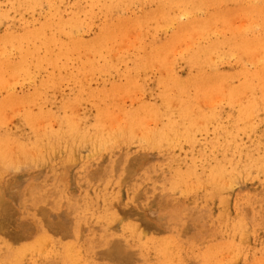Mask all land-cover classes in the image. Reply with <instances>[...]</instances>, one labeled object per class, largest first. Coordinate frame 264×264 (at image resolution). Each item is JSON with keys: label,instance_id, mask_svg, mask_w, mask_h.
<instances>
[{"label": "rangeland", "instance_id": "374dc122", "mask_svg": "<svg viewBox=\"0 0 264 264\" xmlns=\"http://www.w3.org/2000/svg\"><path fill=\"white\" fill-rule=\"evenodd\" d=\"M21 1H23V2H21ZM21 1L20 0L19 1L18 0H15V1L14 0H5V1L2 0V1H0V4L2 3L0 5V17H1L0 18V24H1L0 25V40L3 39L2 42H4V41H6V38L8 39L6 42H4L5 45L0 41V45H1L0 47H3V50L0 51V53L2 52L0 57L1 56H3V57H1L0 60L2 62L5 61V64H4V62L3 63L0 62L1 65L3 64L2 68L1 67L0 68L1 69L5 68L2 71L0 69V71L2 72V73L0 72V74H1L0 75L1 76L0 77V84L1 83L4 84L5 82H7V81H5L7 79L10 80L9 82L13 81V82H11L12 85H10L11 83L7 82L8 86H7V83L4 84L3 87H2V84L0 86V87H2V89L0 88V93H2V94H0V132H1L0 133V139L3 142L2 143L0 141V149L1 150L3 149L1 144H4L3 145L4 147H5V145L6 146L8 145L6 147V150H8V147L11 144L9 147L11 152L8 151L7 153L8 154H9V152L11 154L14 153V154H12L14 164L12 163V157H11L10 163L8 161L9 158L6 159L8 156H10L8 154H7L8 156L4 155V157L2 155L3 158L0 157V159H2L1 161H3L5 164H6V162H8L10 164V166L7 167L3 163L4 164L3 167L4 168L7 167V168H5L6 170L3 168L2 169L0 168V171L2 172V173L0 172V252L2 253V254L0 253V264H173V263L174 264H211V263L215 264L214 261H216V260H217V264H218V262H219V264H227V263L228 264H257V263L258 264H264V172H262L263 171L262 169H264V167H262V166H264V163H263L264 162V159H263L264 158V145L260 144L258 146V144L261 142L264 144V135H263L264 134V118H262V117H264V113H263L264 108L262 107L264 105H261V103L262 104L264 103V100L262 99V97L264 98V96H263L264 91H263V93L261 91V89L262 90L264 89V83H263L264 77L258 76L260 74L264 76V71H263L264 69H262L263 65H264V62H262V61H264V34H263L264 33V16H262V14L264 13V6H263L264 0H259V1L258 0H247V1H245V0H234V1H232V3H230L231 0H229V1L228 0H225V1L219 0V1H217V4H213V6H211V5H212V3H216L215 2L216 0L215 1L212 0L213 2L210 0H204V2L210 1L211 5H209V7H207L208 4L206 2L204 4V2H202L203 0H201V2H199L200 4L199 3H196V4H199V6L201 5L203 10L201 11L198 8L199 7L198 6L197 8L199 9V11L197 9V12H196V10H194L195 8H193L194 5H191V2L185 4L186 6H183L184 4L182 5L181 3L184 0L176 1L179 3V5H178V3H175V0H173L172 2H171V0H169V1L168 0H159V1L153 0V2L151 0L150 1L145 0L146 2L140 0L141 3L138 0L137 1L139 3L135 0H130L131 2L129 0H128L129 1L128 2L126 0L130 5L126 1L124 2L123 0H119V3H118V0H112V2H111V0H109V1L106 0V3L109 2L108 4H106L105 1H103V0L102 1L98 0L99 3L97 2V0H95L96 2H94V0L93 1L90 0L89 2H88V0H82V1H79V0H74V1H72V0H66V1L60 0V2L58 0H55V1L49 0V2H48V0L47 1L46 0H36V1H34V0H32V1L31 0H28V1L27 0H21ZM113 1L114 2L116 1L117 5L119 7H120V5L123 6V7H121L123 10L120 8L121 12H120L119 7L117 8V5L115 6L116 3H114ZM156 1L159 2V4L156 3ZM165 1H166V4H164ZM167 1H168V3H167ZM188 1H190V0H186V2H188ZM195 1L198 2V0H195ZM5 2H7V3H5ZM18 2H19V5L17 4ZM35 2L36 3L40 2V3L38 5H36ZM50 2H52L53 4ZM66 2H67V4H66ZM101 2H102V6H101ZM223 2H224V4H225V2H227L226 5H223V8L225 9V11L227 10L226 11L227 12L226 17L228 15L226 20H225V11L222 8ZM30 3H32L31 6H30ZM42 3H44V4H42ZM57 3H60V4L57 5ZM62 3H63V5H62ZM80 3H82V4H80ZM112 3H114V4L111 5ZM121 3H123L124 5ZM145 3H146V5H144ZM160 3H163V4H160ZM202 3L205 6L202 5ZM6 4L11 5V6L8 7ZM20 4L22 6H25V7H22ZM71 4H73V5H71ZM79 4L82 5L81 6L82 9H81ZM103 4L105 5V7H107V9L103 6ZM139 4L143 5V6H141L143 8L138 7ZM168 4L171 6L169 8L165 7V6H168ZM194 4H195V2H194ZM229 4L231 5L230 6L231 8L229 7ZM34 5H36V6H34ZM125 5H127V6H125ZM151 5L153 8L151 7ZM12 6L14 7L15 11L10 10V7H12ZM50 6L52 8H49V10H48L47 7H50ZM64 6H66L65 7L66 9L64 8ZM74 6L76 9L73 8ZM110 6H112V7L110 8ZM159 6H164V10L168 8L170 13L167 12L168 10L167 11L162 10V12H160L162 8H160ZM172 6H174L173 8L175 11L177 10L175 13H173L174 11H172V9H173ZM181 6L183 8L187 7V8H184L187 11H185ZM2 7L3 8L5 7L7 9H3ZM27 7H29V8H27ZM32 7L35 8V11ZM58 7H60V8H58ZM114 7L116 9H114ZM157 7H159V10L157 9ZM175 7H176V9H175ZM189 7H191V9H189ZM219 7L222 9L220 10ZM26 8L28 9V11ZM38 8H39V10H38ZM79 8H80V10H79ZM95 8H96V11L98 9L100 11L99 10L97 12L94 11ZM103 8H104V10H103ZM127 8H129V9H127ZM170 8H172V9H170ZM211 8L215 12L216 16L217 15L220 16L221 11L223 10L222 11L223 15H221L220 18L223 16L222 21H224V22H220L221 19L218 16H217L218 22H217V20H215L217 17L214 16V13L211 14V12H212ZM42 9L44 12L42 11ZM110 9H113V10L111 11ZM124 9L127 11H125ZM140 9H141V11H140ZM206 9H209V10H207L208 14H207ZM40 10H41L42 14L40 13ZM50 10H51V12H50ZM102 10H103V13H101ZM108 10L111 13L112 12L114 13L113 15L116 16V19L113 18L114 16L110 12L108 13ZM117 10H118V12H117ZM142 10H143V12H142ZM147 10H148V12L149 11L151 12L153 10L154 11L158 10L160 13L157 11L156 16H155V14L151 15V13H152L151 12L150 13L151 22H150L149 19H145V18H149V16H150V15L148 16L149 13L146 12ZM218 10H220V12ZM247 10H249V11L247 12ZM26 11H27V13H26ZM38 11H39V13H38ZM45 11H47V12L45 13ZM123 11H125L126 13L124 12L125 13L124 14ZM137 11L140 13L138 14ZM163 11L165 12L164 14L167 13L168 15L170 14V16L173 14L174 17L173 16L167 17L168 16L167 14H166L167 16L165 17V15L163 14L164 17L161 16L162 19L159 18L160 17L159 14L162 15ZM13 12H14V14H13ZM104 12H106V13H104ZM116 12L118 14L121 13L119 15L120 17L118 16V14H116ZM190 12H192V13H190ZM200 12L201 13L204 12V13L200 14ZM33 13H34V15H33ZM80 13H82V14H80ZM95 13H96V15H95ZM131 13H133V14H131ZM135 13H137V14H135ZM197 13H198V15H197ZM256 13L258 15L261 14V16L258 17V15H255ZM4 14H6V15H4ZM31 14H32V16H31ZM98 14L101 16H98ZM105 14L107 17L105 16ZM141 14L143 15V17L141 16ZM146 14H147V16H145ZM157 14L159 17H157ZM175 14L177 17L175 16ZM183 14H184V16H183ZM192 14H194L192 16L193 18L192 17L188 18ZM7 15H10V16L12 15V17H9ZM47 15H49V16L47 17ZM56 15H58V17ZM136 15L138 18H141V19L137 20L138 18L137 17L135 18ZM208 15L212 16L211 20H213V21L209 20L210 17ZM33 16H35V17H33ZM36 16H38V17H36ZM55 16H56V18H55ZM70 16H71V18H70ZM92 16H93V19H92ZM153 16H155V17H153ZM254 16H256V17L254 18ZM18 17L20 18L19 20H18ZM21 17H23L24 20L27 17V19H29L30 22L27 19H26L27 21L26 20L21 21ZM31 17H32V19H31ZM43 17H44V19L49 18L50 20L48 19V21H50V22H48V23H52L53 25L50 24L51 26H49V24H47L49 26V27H47V25H46L47 21L46 20L44 21V19L42 20ZM51 17H52V20L55 21L54 23L51 22L52 21ZM94 17H96V19ZM128 17H130V18L128 19ZM172 17L174 18V20L172 19L173 22L171 23L170 18H172ZM204 17L205 18L207 17L206 19H208V20H205ZM2 18H3V20H2ZM35 18H36V20H35ZM62 18H64V19H62ZM126 18L128 20H126ZM164 18H167V19H164ZM7 19L10 21H8ZM16 19H17V21H16ZM39 19H41L42 21H40ZM69 19H72V20L70 21ZM87 19H88V21L89 20L90 21L88 22ZM106 19H107V21H106ZM112 19H113V21H112ZM156 19L157 20L159 19L158 21L161 20L160 22H158V24L160 23L159 24L160 26H158V24L155 26V23H156L155 20ZM192 19L194 21L196 20L195 22L193 21V24H195V25H193L191 23ZM201 19H203L204 21ZM229 19H230V21H229ZM242 19H243V21H242ZM60 20H62V21L64 20L63 25H62L63 22ZM74 20H76L77 22ZM80 20L83 21L82 23L85 24V26L83 24H81ZM109 20L112 21L113 23L116 20H117V22H115L114 26H112L113 23L110 22ZM119 20H120V22H119ZM123 20H124V22H123ZM189 20H191V21H189ZM257 20L260 22V24ZM78 21H79L80 25L78 24ZM92 21L95 22L94 25H91V24H93ZM127 21L129 22V24ZM138 21L140 22L138 24L140 25L142 23V26L145 28H143L141 25L138 28V26H139L137 24ZM145 21L146 22L148 21L147 25L150 28L147 27V25L146 26L144 25L146 23ZM185 21H187L186 24H185ZM188 21H189V23H188ZM202 21H203V23H200L201 25L202 24L204 25V23L205 24L210 23V25L208 26V24H206L207 27L205 25H204L205 27H203V25L201 26L199 24V22H202ZM210 21L212 22V24ZM235 21H237V22H235ZM244 21H246L247 23H245ZM248 21L249 22L251 21L250 24L253 23L254 21L255 22L252 25H250L248 23ZM27 22L30 23L31 25L28 24ZM37 22L41 23L42 25L39 23L37 24ZM59 22H61V23L59 24ZM65 22L68 23L67 25H69V26H66ZM70 22H71V24H69ZM84 22H86V23H84ZM104 22H107L108 25H110V23H112V25H110L111 28H110V26H108L110 28L109 29L107 27V24ZM161 22L166 25V26H164V28L162 27V25H164V24H162ZM176 22H177V24H175ZM213 22H214V24H213ZM240 22L242 23L243 27H244V24H245V26H246V24L248 25V27L247 26L245 27L246 31H244L245 28H243L242 26L241 27L243 28V30H242V28L241 29L239 28L240 27L239 25L241 24ZM24 23L27 24V26L24 25ZM73 23H75V24H73ZM100 23L102 25H100ZM103 23L106 25H104ZM117 23H119L120 27H119V25L117 26ZM182 23H184L186 25V27L184 26L186 29L184 28L185 30H183V33H182V29H177V28H180V25H182ZM222 23H223V26L225 24L224 27L226 28V30L224 27H222ZM227 23H229V26L230 27L232 26V27L231 28L229 26L227 27ZM232 23L233 24L235 23L234 26L235 25L236 26L234 27L233 25H231ZM237 23H238V26H237ZM76 24H78L79 28L77 27ZM95 24H96V26H95ZM189 24L193 25V26H190V28H189L188 27ZM198 24H199V27H198ZM9 25H10V27H9ZM59 25H61V26L59 27ZM73 25H75L76 27ZM126 25H128V26L126 27ZM153 25H154L156 31L153 29L154 28ZM183 25L181 28H183ZM211 25L213 27L209 28L210 30L212 29L210 31L208 29V27H210ZM214 25H217V26L214 27ZM249 25L250 26L254 25L253 26L254 28L251 29V27H249ZM256 25H258L259 27ZM35 26L36 27L38 26V29L43 26V30H42V28L40 30L43 31L42 33H44V30H45V33L39 34V31ZM100 26L101 27L103 26L105 30L107 29L106 32H103L102 31L103 27L101 29ZM124 26H125V28H124ZM133 26L136 28H134ZM174 26H176V27H174ZM82 27L84 30L82 29ZM98 27H99V29L97 30L96 28H98ZM112 27H113V29H112ZM122 27H123V29H121ZM128 27H130L129 30H128ZM132 27H133V29H131ZM151 27H153V28H151ZM197 27H198V31L196 32V34H194V35L192 34V37H191L190 36L191 32H193V30L194 31L197 30ZM12 28H13V30H12ZM31 28H33V30L34 29L35 30L34 31L31 30ZM50 28H51V30H49ZM114 28L115 29L120 28L119 30H121V33L119 32L118 29L115 30ZM221 28H223V30H224L223 32H222ZM255 28L257 30H255ZM261 28H263V29H261ZM8 29L11 30L12 32L9 31ZM52 29H53V33L54 32L62 33L65 31V34H64L65 36L67 35V33H68V36L70 35V37L66 36L68 38L67 39L65 36H63V34H61V35L59 33H58V35L52 34V36L56 35V36H60L61 38L63 37L64 40H69V41H67L68 43L67 42L64 43V40H62L63 38L62 39L60 38L57 40V38H59V37L56 38L57 42H56V40H54L56 43L55 46L57 48H60L62 51H64V48L68 47V45H67V47H65L66 45H64V44H70L69 47L71 48V50L73 49L74 45L77 46L76 48L74 47L75 49H73L72 54L68 53L70 51L69 47L67 48V49H69V51L65 49L68 54L65 51L64 52L61 51L60 53H58L59 52L58 50H60V49H57L54 46L53 41L52 42L50 41V39L52 40V38L56 37V36H53V37L50 36V34L52 33L51 32ZM55 29H59V31L55 30ZM60 29H62V30H60ZM80 29H82L83 31ZM88 29H89V31H88ZM164 29H166V30H164ZM169 29H171V31ZM220 29H221V31H220ZM232 29L234 31H232ZM238 29H239V31L241 30V33L238 32ZM15 30L16 31L20 30V31L16 32ZM23 30H25V31L21 33V31H23ZM125 30L126 31L128 30V32H126V35H124V36H126V39L129 40L126 42V45H125L126 39L123 36V34H125L124 33ZM131 30H132V32H131V36H130ZM140 30H142V31L138 32ZM148 30L149 31L151 30L152 33L154 30V35L152 33H150L153 35V36L152 35L150 36V34L148 33ZM159 30H161V31H159ZM179 30H181V31L178 32ZM206 30H209V31H206ZM217 30H219V31H217ZM97 31H99V33L101 32L100 36H102L103 34L106 36L103 35V37H101V38H100V36H98L99 34H97V36H95L96 33H98ZM108 31H110V32H108ZM242 31H244L245 33H243ZM14 32H16V33H14ZM19 32H20V34H18ZM35 32L37 33V35ZM71 32L74 34H69ZM102 32H103V34H102ZM122 32H123V34H122ZM133 32H134V34H137V36L139 35L140 38L139 37L137 38V36H133ZM198 32H199V34H198ZM253 32H255V33H253ZM257 32H258V34H257ZM27 33H28V35H26ZM46 33H48L49 38L51 37L50 39L48 38V36H47V38H44L47 35ZM79 33H80V35H79ZM118 33H119V35L120 34H122V35L119 36ZM168 33L170 36L173 35L172 36L173 38L169 36V39H167ZM222 33L224 34V36ZM237 33H240V34L238 35ZM22 34L24 35V37L26 39L24 37H22ZM146 34H148L147 35L148 39H147V37H142V36H145ZM155 34L158 35L157 38L159 39V41L155 37L156 36ZM163 34L166 35L167 38H164L165 36ZM261 34L263 36H260ZM12 35L14 37H12ZM16 35H18V37H21L22 39L19 38L21 40H18V37L16 38ZM77 35H79L80 37L79 36L77 37ZM88 35H89V38H88ZM110 35H112L113 37L112 36L110 37ZM185 35H186V38L191 37V39H188V38L186 39ZM230 35L231 36L235 35V37H233V41L231 40V38H230V41H228L232 45L234 50L236 48H238L237 45L234 44L235 41H238L239 43L238 42L237 43L239 45L244 40L243 42H245V43L243 44V42H242V44L239 45L240 49H244L243 52L240 51V55H242V53H243L244 57H246L245 53L248 54V51L250 50L249 54L247 55V57L248 56L249 57L248 58L246 57L247 59H245L243 57V55L241 56L243 58H241L240 56H237V55H239V51H237V49L234 51L233 48L230 46V44H228L227 42L224 45L222 44V43H224V40L227 41L226 38H228V36H230ZM81 36H83L84 38H82ZM86 36L88 39L93 37L92 41H90L91 39L86 40V38H85ZM108 36L110 37V40H112L111 42L108 40H107L108 42L105 41L106 40L105 38L109 39ZM159 36L161 39L159 38ZM199 36H201L200 37L201 40H199L200 42L197 41V39H200ZM207 36L209 38H207ZM220 36L222 37V40H223L222 42H221V39H219ZM3 37H5V40ZM39 37H40V39H39ZM42 37L44 38V40L43 39L42 40L45 41V43L43 41H42L43 43L41 41L40 42L37 41V39L41 40ZM96 37H99V38H96ZM130 37H131V41H130ZM141 37L145 38V39H142L143 42H142V40L138 42V40H140ZM150 37H151V39H150ZM196 37H198V38H196ZM9 38L11 39V41L9 40ZM15 38L17 39L18 42L15 41L16 40ZM69 38H71L72 40ZM76 38L79 39L80 41L87 42V44H89L90 46H88V45L86 46L85 42L81 43L79 40L76 42L77 44L78 43L79 44L76 45V43H75ZM115 38H116V40L119 39L120 41L119 40L116 41ZM122 38H124V39H122ZM184 38L188 42H186V40ZM192 38L194 40L196 39L195 41L197 43L194 40L192 42ZM202 38H204V39H202ZM238 38H241L242 41H239ZM246 38H247V40H246ZM13 39H14V41H13ZM100 39L102 40L101 41L102 43L100 42ZM133 39H135L134 42H133ZM208 39H210V40H208ZM217 39L220 41V43L216 42ZM250 39H252V40H250ZM32 40L35 42H33ZM96 40H99V41H96ZM123 40H125V41L123 42ZM31 41H32L33 45L31 43ZM62 41L64 44L62 43ZM70 41H72L73 43H69ZM155 41H157V42H155ZM161 41H164V42H161ZM210 41H212V42H210ZM213 41L219 44V47L216 44L217 47L219 48V50L222 46H224L225 50H226V47L229 46L230 47L229 51H228L229 53L227 51H226L227 53L224 52L225 51L224 48H222V50H224V51H219L217 49V47H215L216 45L214 46V48H212L213 45L215 44ZM7 42H8V44L11 42L12 43L14 42L13 43L14 45L12 46V43H11V47H10L9 45L6 44ZM15 42L20 44L19 45L20 47H18L20 50L17 48V45L15 46V44H17ZM27 42H28V44H27ZM92 42H94V45H97V43H98L99 44V45H97L98 47L97 46L94 47V45L90 44ZM109 42L112 44L110 45ZM116 42H118V43L123 42V43L116 44ZM49 43H50V45H49ZM103 43H105V45ZM134 43H135V45L133 46ZM182 43H185V44H182ZM203 43L205 45L210 43L206 46L208 49H210V51L207 50V48L205 47V45ZM211 43H214V44L212 46H209V45H211ZM247 43H250V44L247 45ZM25 44H27L26 47L24 46ZM35 44H38L39 46H41L40 49L39 48L34 49ZM41 44H44L43 47L45 46V49L42 47ZM45 44H47V45H45ZM71 44H73V45H71ZM100 44H103L102 46H105L104 49H101L103 47L100 46ZM164 44H165V47H164ZM187 44H188L187 47L189 48V50H188V48L186 50ZM201 44L204 45V49L200 48V47H203V45H201ZM227 44H228V46H225ZM245 44H246V46H248V48L251 45L249 50L245 46ZM38 45H36V46L38 47ZM48 45H49V47H51V49L54 48V49H52V51H54L52 54H51L52 51H48V50H51V49H49ZM81 45L84 47H82ZM106 45H107V47H106ZM121 45H123V46H121ZM139 45H141V47L144 49L146 46V49L149 50V53L152 52L153 54H154V52H156V50L160 49L154 55L158 59L154 58L153 55L150 56L151 54H149L146 50L143 52V49H139ZM153 45L154 46L157 45V47L155 48L156 50H152V48L154 47ZM178 45L179 46L182 45V47L185 48L186 53H185V51H183L184 49L181 48V46L179 49ZM190 45H192V46H190ZM197 45H200V46H197ZM220 45H222V46H220ZM78 46L79 47L81 46L80 50H78L79 49ZM99 46H100V48H99ZM129 46H130V48H129ZM137 46H138V48H137ZM161 46H163V48ZM167 46H168V48H167ZM6 47H8V50ZM46 47H48V50L46 49ZM96 47L99 51L96 49ZM113 47H116V49ZM117 47H119L120 49H121V47H123V48L120 50L119 48L117 49ZM148 47H149V49H148ZM150 47H151V49H150ZM176 47H178V48H176ZM193 47H196V49L199 52H200V50L206 49L207 52L206 51H204V52H205V54L207 53V55H205L203 52L205 57H202V56H204L202 54V51L199 53ZM242 47H244V48H242ZM16 48L18 49V51H21V52H18ZM30 48H32V49L30 50ZM93 48L96 49L94 51L95 53L97 51L96 54L94 52H92V50H94ZM174 48L178 49V50L176 51V50H174ZM255 48H256V50H255ZM1 49L2 48H0V50ZM27 49H29L30 51L28 50V52L26 53ZM41 49H42V51H41ZM76 49L78 50L79 54L76 52ZM82 49L85 50V52L88 50H90V51L85 53ZM112 49L114 51V54L117 53V51H120V53H122V54H120V53L115 54L116 58H114V59L117 60L116 62L113 59L114 54H113V51H111ZM134 49L140 50V51L137 52ZM214 49L217 50L220 53V55H222L223 57L218 55L219 53L217 54V52ZM251 49H253L252 53H250ZM4 50L6 51V53L3 52ZM11 50L13 52H11ZM131 50H132V53H130ZM173 50H174V52H171ZM230 50H232V51H230ZM258 50H261V52L258 53L259 52ZM14 51H15V54H14ZM104 51H105V53L106 52H108V53L105 54ZM126 51H128V52H126ZM141 51L143 52V54L140 55V53H142ZM160 51H161V53H160ZM178 51H179V53L181 51V56H184L185 54H186V56H184L183 58L180 56L181 58H179L178 57L179 54L177 55V53H175ZM16 52H17V54H16ZM55 52H56V55L58 57L54 54ZM82 52L84 55H82L83 57L82 56L80 57L79 55H81ZM124 52L126 53L127 56H124L125 55ZM188 52H190V54L194 53L195 56H198V59H199V56H201V59H199L200 61H198V63H197L196 60H198V59H197V57H194V56H193V60L189 61V59H192V58L187 57ZM211 52H212V54H211ZM230 52L232 54H230ZM7 53H10V54H8V55H10L9 57H8ZM33 53L36 55H33ZM61 53L63 54V56H64V53H66L67 57H69V60H66V59H68L67 57H66V59L63 58ZM89 53H91V54H89ZM102 53H104V54H102ZM145 53L149 54L148 57L149 56L150 57L149 58H147V57L143 58L145 55L147 56V54H145ZM159 53H160V55H159ZM169 53H173V54L170 55ZM196 53H199V55H196ZM208 53L211 55H209ZM253 53H256V54H253ZM5 54L7 57L5 56ZM13 54H14V56H13ZM26 54H29L31 56H27V58H26V56H25ZM38 54H43V56L39 55L40 58L45 57V58H42L44 61L41 60V63H39V58L37 56ZM50 54L52 55V57H54V55H55L57 58L56 57L52 58ZM85 54H87V55L85 56ZM97 54L100 55V58H98L99 56ZM168 54L170 55L169 58H168ZM182 54H184V55H182ZM190 54H189V56L193 55V54L192 55H190ZM233 54H235V55H233ZM251 54L254 56L250 60ZM47 55L51 58L48 59ZM74 55H76V57ZM108 55H109V57H108ZM116 55H118V57L120 58V59L118 58L119 60L117 59ZM133 55H134V57H133ZM139 55L143 56L141 58L145 59V61L147 60V62L149 64L153 63L154 66H153V64H150V66L152 65L151 66L152 68H151L149 66V64L147 62H145L144 64H148V65H145V68H144L143 67L144 61H143V59L141 60L139 58L140 57ZM173 55L174 56L177 55V56H175V58H174ZM225 55H228V56H225ZM11 56H13L14 60L11 59L12 58ZM16 56L22 57L21 60H19L20 58H17ZM34 56H35V58L32 59V61L34 60L32 62L31 57H34ZM89 56H91V57L89 58ZM95 56L99 59V60L97 59L98 62H97L96 58H94ZM101 56L102 57L106 56V57H104L105 59L108 58L107 59L108 62H106V60L104 59L105 62L103 64L108 63L110 67L108 65L107 66L103 65L104 66L103 67L102 64H100L104 61V60H101V58H102ZM165 56H167V57H165ZM208 56H210V58L212 56L213 58L210 59ZM171 57H173V58L171 59ZM214 57L217 59L215 60ZM256 57H257V59H256ZM46 58H47V60H46ZM82 58H84V59H82ZM109 58L110 59L112 58L111 60L113 61V64L115 63V67L118 66V68H115V69L113 68L111 72H113V70H114V72H115V70H117L118 74H117V72H115L116 74L115 73L109 74V72H108V74L104 73V71L107 72L112 68V64H111L112 62H111V60H109ZM137 58H139V59H137ZM150 58H151V60H150ZM187 58H189V59L187 60ZM204 58L210 59V60L208 59L210 61V62L208 61V63H212V59H214L213 63L208 64L207 60L203 61ZM254 58H255V60H254ZM55 59L57 61H58V59H60V62L58 61V63L61 64V66L59 64H57V61ZM75 59H76V62L78 64L75 63ZM86 59H88L87 61H89V62L92 60V63L94 62L93 65L90 66L89 62L86 63L87 62V61H85ZM121 59H122V62L126 61L124 63L127 65H125L123 63H120V65H116V64H119ZM128 59H129V61H128ZM152 59H153V61L156 60L157 62H150V61H152ZM163 59L166 60V61L164 60L166 63H168V64L171 63V64H169L170 66L167 64V66H169V67L165 68L164 64H163V66L162 65L158 66L159 63L164 62ZM167 59H169V60H167ZM174 59L176 61H174V64L172 65V62ZM231 59H234V60H231ZM242 59H245L247 62L245 60H242ZM28 60H30V63H32V64L29 63V65H28ZM35 60H36L37 64L35 63ZM95 60H96V62H95ZM138 60H140L141 62L143 61V62L142 63L140 61L138 62ZM159 60H162V61L158 63ZM240 60H242L243 62ZM6 61H7V63H6ZM15 61L20 62V63H16ZM21 61H22V63H21ZM249 61H251L250 65H249ZM256 61H257V63H256ZM190 62H191V64H190ZM201 62H202V64H201L202 67L200 66L199 67L200 69H198L197 66ZM205 62L207 63V65ZM216 62L218 63V65ZM235 62H236V64L234 65ZM240 62H241V64H240ZM81 63H82V65H81ZM156 63H158V65H156L157 67L155 66ZM192 63H197V65L192 64ZM221 63H223V64H221ZM20 64L22 65L21 67H19L20 69L24 65L23 70L22 69L19 70V68L17 67ZM43 64H44V66H43ZM56 64H57V67L55 66ZM64 64L66 66L67 65L68 66L66 67V66H64ZM90 64H91V62H90ZM139 64H142V65L140 66ZM182 64H184V65H182ZM239 64L241 67H244V68H246V67L248 68V66H246L244 64L249 65L248 69L250 71L243 72L245 74H247V72H248L250 75H252L250 67L253 68V73H254V70H256L258 68V70H257L258 73L256 74V77L252 78V76L249 77V75L247 74L246 79L248 81L250 80V82H248L247 80H246L247 81L246 82L244 80V78L242 79L241 77H244V75L241 73H242V71H244L243 70L244 68H241L240 66H238ZM261 64H262V68H260L261 70L259 71V66L261 67ZM4 65H5V67H4ZM13 65H14V69L12 71ZM30 65H31V67H30ZM32 65H33V67H32ZM37 65H39V66H37ZM62 65L64 67H66V69H65L66 71H64V67ZM71 65H75V68H73L74 66L72 67V71L74 73L71 72V68H70ZM88 65H89V67H88ZM124 65L127 66V68L129 70L126 69V67L124 70ZM6 66H8L9 68ZM52 66H55V68L53 69ZM58 66H59V68H58ZM139 66H140V68H139ZM206 66H207V68H208V66H212V67L214 66V67L213 68L210 67L207 69ZM237 66H238V68L242 69V70L240 69L241 70L240 73H239V69L237 68ZM94 67H95V70L97 69V71L94 70L95 72L92 70V69H94ZM100 67H101V71H99V73H100L99 74L98 68L100 69ZM106 67L109 70H106ZM136 67H137V69L139 68V70H136L135 69ZM171 67L172 68L174 67L175 70L172 71ZM180 67H181V69H180ZM194 67H195V69H194ZM6 68H8L7 71H5ZM40 68H44V69H40ZM56 68L58 70L61 69L59 71H61L60 73H62V74H58L59 72ZM69 68H70V70H68ZM90 68L92 71V72H90L91 74L88 72V71H90V70H88ZM168 68L171 69L172 76H171L170 70ZM189 68H191V69H189ZM201 68H203L204 71L202 70V72H204V73H202L200 71ZM236 68H237L238 72H237ZM25 69H29V72L24 71ZM35 69H38V70H35ZM50 69H51V72H49ZM103 69H104V71H103ZM132 69H135V70H133L134 73H132ZM151 69H153L154 72ZM162 69H164L165 71H166V69H168V70L165 72ZM216 69L221 70V71H218ZM248 69H246V70H248ZM9 70H11L12 72H10L8 74ZM31 70H32L33 74L31 72ZM33 70H35V72L38 71V72H36V75H34ZM161 70L163 73V74L161 73V75H163V78L161 81H159L162 77L159 74ZM181 70H183V71H181ZM196 70H197V73L199 72L203 75L199 76V73L197 74ZM20 71H21V73H20ZM41 71H43V72H41ZM79 71H81V72L79 73ZM128 71H129V73H128ZM217 71H218V73H217ZM17 72H19V73H17ZM27 72L29 73V75ZM55 72H57V73H55ZM67 72H69V73H67ZM93 72H94V74H93ZM139 72H140V74H139ZM192 72H195V75ZM5 73L8 75H6ZM25 73H27V74H25ZM44 73H48V74H44ZM66 73L68 74V76L66 75ZM71 73L76 74V75H73L72 79L71 78L69 79V82L70 81L72 83L74 82L73 85L71 82L69 83L67 81L69 76H70L69 74H71ZM83 73H84V75L86 74L87 77L84 78ZM122 73H123V77L130 76V79H131V76H132V80L129 81L130 80V79H128L129 77H126V79L123 78ZM130 73H132V74L128 75ZM164 73H168V74H165L166 75L165 78H164ZM185 73H186L187 78L185 76ZM190 73H191V77H193V79L191 77H188V76H190ZM212 73H215V74L212 75ZM224 73H225V76L222 75ZM41 74H43V75L41 76ZM49 74H51L52 76ZM148 74H150V75H148ZM157 74L159 75V77L161 76L159 78V80L157 79L158 78ZM219 74H221V76L219 78L218 77L216 78V76H219ZM234 74L237 75V78H236L237 80L242 79L241 80L242 83L246 82L245 86L238 85V82H239V84H242V83H240V81L237 82V80L235 79L236 76ZM2 75H4L5 78ZM9 75H11V76H9ZM20 75H21V77L24 78L22 80H26V81H21V83H20L19 81L21 80V77L16 80V78H17L16 76H20ZM25 75H27V76L24 77ZM37 75H38V77H37ZM46 75H48V78L43 79L44 77H47ZM57 75H60V76L63 75L65 77L59 76L58 80H57V78L55 79V77ZM80 75H82L83 78ZM89 75H90L91 79H93V80H91V79H90L91 81L89 80V78H88ZM112 75H113V77H111ZM120 75L122 78L120 77ZM180 75L183 76V79H181L182 76H180ZM193 75L194 76L198 75L199 77H202V80H203V77L204 78L206 77V75L209 77L213 76L212 78L210 77V79H213V80L208 79L207 80L208 83H209V80L211 82L209 84L206 83V85L204 84L205 85V87H204V85H202L203 83H200V82H202L201 78L199 79V77L197 76L198 79L196 80V78ZM226 75H227V77L228 76L229 77L225 79ZM254 75H255V73H254ZM32 76H35L36 78L34 79ZM50 76H51V78H49ZM78 76H79V78L77 80H75L76 77H78ZM101 76H102V78H101ZM103 76H105L107 78H105V77L103 78ZM133 76L135 78L137 77L138 81L137 80L135 81V78ZM143 76H145V77H143ZM147 76H149V77H147ZM167 76H170V77H168V79H166ZM173 76H174V78H173L174 80L179 77L177 80L179 81L180 85L181 84L187 85V88H184L183 85L181 86L183 89L188 90V91L183 90L184 93L185 92L187 93L190 90L191 94L188 93L189 96H187L188 97L187 99H190V100H187V101L185 100V101L189 102V101L193 100L195 102L192 104V102H193L192 101L191 103H188V104L186 103V104H187V107H189L191 105L192 107H189V108H192L193 111H196V112L200 111L201 112V114H200V112H198V115H196L198 117V118L196 117V119H198V120H196L195 117L192 119L189 117V115H185V114L184 115L188 116L189 118H187L183 115L181 117V115H180L181 118L179 119V117H178L179 113L182 114V111H184V112H186V110L188 111V108L184 107V106H186V104L184 102H183L184 106H180L179 105V99L177 97L179 95L180 96L182 95L181 97L180 96L179 97L183 98L185 95V99H186V93L183 94V92H180L182 89L180 88V86H177V83H178L177 80H175V82H174V80L172 79ZM184 76H185V78H184ZM222 76H223V78H222ZM233 76H235V77L232 79ZM71 77H72V75H71ZM259 77H261L263 80L262 81L263 88L261 87V85H259L261 81L260 82L259 81L258 82L253 81V83L256 82V83H254V85H255V87H253L254 89L258 87L257 85H259V87H258L259 89H255V90H258V91H255L256 94L259 93V90L261 92V94L260 93L257 94V96L259 95V97H257L255 95V93L253 92L254 89L252 90L249 87L253 86L251 79L255 80L257 78V80L258 79L260 80L261 78H259ZM10 78H15V79L13 80ZM32 78L34 79L33 80L34 82L32 81ZM53 78L55 79L54 82L52 81ZM60 78L63 80L60 81ZM65 78H67V79H65ZM100 78H101V80H100ZM119 78H121V79H119ZM133 78H134V80H133ZM188 78L193 80V83H192V80H189L192 84L188 81ZM215 78L217 79V81ZM40 79L41 80L43 79V81L41 82ZM46 79H47V81L45 82ZM84 79H87V80H84ZM156 79H157V82H155ZM169 79H172V82ZM179 79H181L182 82H184L183 81L184 79L187 80L188 83L191 84V86H190V84L189 85L187 84V81H185L186 83L185 82L182 83V82H180L181 80H179ZM194 79H195V81H194ZM206 79H207V77H206ZM49 80H50V82H49ZM64 80H66L67 83ZM80 80H82L83 83ZM105 80L107 82H105ZM108 80L109 81L111 80L112 85H110L111 83L109 84ZM115 80H117V81H115ZM122 80H123V82H121ZM125 80H127V81H125ZM148 80H149V82H148ZM150 80H151V82H150ZM166 80L169 82H166ZM223 80L225 81L224 86L222 85V83L224 82ZM226 80L227 81L230 80V81H228L230 83H227L228 85H226L227 87L230 85L228 88L225 86V84L227 82ZM16 81H17V83L14 84ZM59 81L62 84H60ZM76 81L77 82L79 81L82 84H85L87 86L85 87V85H82V87L83 86L84 87L82 89H80V87H78V86H81V85H79L80 83L78 84ZM84 81H85V83H84ZM133 81H135V82H133ZM158 81L161 83H159ZM233 81H235V83H233ZM38 82L42 84L41 87H39ZM55 82H58L59 84L57 85V83H55ZM127 82H129V83H127ZM138 82L139 83L141 82L140 84H142V85L144 84L143 85L144 89L141 88L140 84H139L140 87L138 86ZM165 82L169 86L164 85L162 87L161 84L163 85V84H165ZM173 82H174V84H173ZM195 82H196L195 85L198 84L197 82H199V84H201L200 87H197L198 88L197 92L192 91V87H195V85H193ZM25 83H26V85H24ZM33 83H35V87H34ZM36 83H38V84H36ZM54 83L56 86L55 89L59 85H61L63 88L61 86H59L60 88L58 87L56 89L57 91L54 90V88H53ZM116 83H118V84L116 85ZM121 83H122V86H118V85H121ZM123 83H125V84H123ZM145 83H147V86ZM150 83H151V85H150ZM171 83H172L171 87L174 85L176 88L179 87L178 88L180 90L179 95L176 93V91L172 92L173 90H175V87H173V89H172L170 87ZM204 83H205V81H204ZM220 83H221V85H220ZM251 83H252V85H251ZM70 84H71V86H70ZM9 85H10V87H13V88H10ZM27 85H30V86L32 85V86L30 87ZM94 85H96V87ZM100 85L102 86V87H100L101 89L99 88ZM26 86L29 88H27ZM74 86H76V88ZM129 86H130V88H129ZM157 86H159L160 88ZM202 86H203V88H202ZM222 86L224 88L225 87L227 88V91L226 90L225 91L226 92L229 91V95H227L226 92L224 93V91L219 92L223 89ZM234 86H236L237 88L239 87L238 90L241 88L240 92ZM4 87L6 89H4ZM20 87L22 89H20ZM33 87L37 88V89H35L36 92L34 91ZM103 87H104V90H102ZM106 87H108V89H106ZM231 87H234V89ZM38 88H40V89H38ZM41 88H44V89H41ZM70 88H72V89H70ZM86 88H88V89H86ZM91 88H95V89H93V90H95L94 92H96L98 90L97 93L100 90V93H98L99 95L96 93H94V95L91 94L89 92V91H93ZM112 88H113V90H112ZM119 88L121 89V91L119 90ZM133 88L136 89L135 90L136 92L134 91ZM149 88H150V90H149ZM153 88L155 89V91ZM158 88L160 90H158ZM16 89H17V91H16ZM83 89H85V90H83ZM228 89H232V92H230V90H228ZM249 89H251V91L254 95L249 94ZM41 90L44 92L46 91L48 94L45 92V94L43 95L44 92H42ZM49 90H50V92H49ZM69 90H72V91L70 92ZM82 90H83V93H82ZM151 90L153 92H151ZM163 90L170 92V94H171L170 99L168 96L169 93L167 94ZM194 90H195V88H194ZM213 90L216 91L217 93L219 92L221 94L215 95L216 93ZM3 91H5V92L8 91V92L4 93ZM21 91L22 92L24 91V92L21 93ZM54 91L58 92V93H55ZM63 91L65 93H63ZM87 91H88V94H90V95L87 94ZM160 91L162 93L164 92V94L166 93L167 95H165V96H167V98L162 93H159ZM17 92L20 93L21 95H19ZM68 92H69V95H68ZM72 92H74V93H72ZM78 92H80L79 95H78ZM85 92H86V95H85ZM118 92H120V93H118ZM142 92L145 95H143V94L140 95ZM206 92L208 93V95L206 94ZM213 92H214V94L210 95ZM241 92L245 96L249 95V96H247V98L250 97L253 99V97L256 96L254 98V100L246 99L247 100L246 102L250 103V104H247L243 100V98L245 99V96L242 95L243 98L241 101L244 102L243 108L244 109L246 108V110H244L242 108V106H239V107H241L240 112L242 110H243V112L245 111L244 118H243V116L240 117L239 109L237 108L238 105H236V104L240 103V100L237 102V100H238L237 97L240 99L239 96L241 95ZM245 92L247 94H245ZM7 93H9V95H7ZM101 93H102V95H101ZM124 93L127 95H124ZM129 93H130V95H129ZM132 93H134L135 95ZM150 93H151V95H150ZM193 93L195 95L197 94L196 95L197 98L195 97V95ZM23 94H25V95H23ZM65 94H67V95H65ZM71 94H73V95H71ZM103 94H105V95H103ZM159 94H162V95H159ZM172 94H174V97L176 96V98L173 97L174 98V104L176 103L175 106H173V104H172L173 103L172 102L173 98H171L173 96ZM205 94H206V96H205ZM1 95L2 96L4 95V98ZM5 95H7V98ZM201 95L202 96L204 95L206 100L204 98H203L204 99L203 100ZM214 95H215V98H214ZM222 95H223L225 101L227 100L226 97L231 98V96H233L235 98H232V100L236 99V102L234 101L233 103H231L232 101H226V103H225L226 105H225L224 102H222V100H223ZM8 96L11 98L9 99ZM161 96H164L168 100H166L165 98H162ZM190 96L192 98H190ZM251 96H253V97H251ZM207 97L208 98L212 97V99L210 98V100H208ZM5 98H6V100H5ZM217 98H219L220 100ZM257 98L259 99L258 101L255 100ZM2 99L4 102L2 101ZM42 99H43V101H41ZM163 99H165V100H163ZM162 100L167 102L168 104L167 103L166 104L169 105V107L172 104L170 109L165 108L166 104H165V102H162ZM198 100H199V102H198ZM201 100H203V101H201ZM213 100H215V101L217 100L216 103L219 100L217 105H216V103H214ZM228 100H230V99H228ZM249 100L252 101V103ZM182 101H180L181 105H182ZM200 101H201V103H200ZM58 102H60V103H58ZM11 103L13 105V106L11 105L13 108L12 110L16 111L15 109H18L17 114H16V112L12 113V110L10 108ZM25 103H27L28 106ZM37 103H39L38 105H40L41 103H46V104H43V106L41 107L42 109H41L40 106L37 105ZM208 103H209V105H208ZM229 103H231V104H229ZM234 103H236V104H234ZM242 103L239 105H242ZM253 103H256V104H254L256 107V111L253 109L254 105L249 107V105H251ZM212 104L215 106V108H214V106H212ZM176 105H178V106L176 107ZM259 105H261V106H259ZM129 106H130V109H129ZM233 106H234V108H233ZM38 107L40 109H38ZM131 107H132V109H131ZM162 107L164 109H162ZM182 107L184 108V110H182L183 109ZM260 107H261V109H260ZM22 108L24 111L21 110ZM28 108H30V109H28ZM31 108H32V110H31ZM150 108H151V111H150ZM159 108L161 109V111H159V114H157V112H158L157 110H160ZM177 108H179V109L181 108L180 109L181 111ZM195 108L197 110H195ZM213 108L216 109L215 112H214ZM19 109H20V115H18ZM48 109L50 110L49 112H48ZM98 109H100V110H98ZM230 109H232V111ZM250 109L251 110L253 109V111L250 112L251 115L249 116L248 113H249ZM35 110H37V111L35 112ZM162 110H163V113H162ZM170 110H172V111H170ZM176 110H177V112H176ZM217 110H218V112H217ZM258 110L260 111L259 113H258ZM40 111L42 113H44L46 111L47 113H44L42 115ZM68 111H69V113H68ZM126 111L128 112V114ZM173 111H174V115H173ZM178 111H179V113H178ZM236 111H238V112H236ZM50 112H52V113H50ZM151 112L153 115H154V113H156L155 117L150 114ZM188 112H187V114H191L190 110ZM212 112H214V113H212ZM243 112H241V115H243ZM253 112L254 113L257 112L258 115H257V113L254 114ZM9 113H10V115H9ZM25 113L27 115H25ZM31 113L32 114L34 113L33 117H35V115H37L36 116L37 117L36 122H35L36 124L33 123V120H35V119L32 117ZM175 113H178V114L176 115ZM216 113L218 115H216ZM222 113L224 116H226L225 118H224V116H222ZM237 113H239V114H237ZM6 114H8V115L6 116ZM47 114H49L50 117L53 116L51 120H50L49 116H47ZM193 114L194 113H192L191 115H193ZM225 114H227V115H225ZM13 115L15 117H13ZM44 115H46L47 118ZM125 115H127V116H125ZM156 115H157V117L159 115H161L159 118L160 120H162L160 122L161 124L159 123V121H157L158 118L156 117ZM209 115L215 116V117L218 116L220 118L218 121H217L218 118H216V120L214 119L215 121H217V123H215V121L212 120V118H214V117L209 118L208 117ZM237 115L241 119H238ZM21 116L24 118L22 119ZM82 116H84V117H82ZM201 116L202 117L204 116V118L200 119ZM6 117H7V119L10 118L9 119L10 122L7 121ZM124 117H125V119H123ZM161 117H165L167 119L169 118L171 120V122H173V123H171L169 119H168V121H169L168 122L167 119L166 120H165V118L161 119ZM170 117H172V118H170ZM232 117H234V118H232ZM248 117H250V122H252V125H254V126H252V125L250 126V123L249 124L247 123L248 119H249ZM259 117H261L262 119H260ZM183 118H185L184 120H186V121H183ZM221 118H223V119L221 120ZM253 118L255 119L254 121H256L257 118L259 119V120H257L256 124H254L255 123L254 121H251V120H253ZM42 119H44V120H42ZM53 119H54V122H53ZM176 119L178 120L179 126L178 125L177 126L179 128L177 126L174 128L172 127L173 124L175 122H177ZM204 119L206 120V122H204L205 124L202 123V121ZM226 119L228 122L226 121ZM234 119H236L235 122H234ZM3 120L7 121V125H3ZM39 120H41V121H39ZM48 120H49V122L50 121L51 122L49 123ZM104 120L106 122V123L104 122L106 127L102 123ZM136 120L138 121V123H141L142 125L141 124H140L141 126L136 125V123H137L136 122L135 125H133V126H136V128L135 127L133 128L135 130H133V129L131 130V128H128V127L132 126V125L131 126L129 125V122L131 124L132 123L131 121L135 122ZM173 120H176V121H173ZM262 120H263V123H262ZM30 121H31V123L29 124ZM109 121H111V122H109ZM146 121L148 123H146ZM166 121L168 123H166ZM180 121H182V122H180ZM187 121H188V123H187ZM191 121H192V123H191ZM196 121H198V123L200 121V123L203 125V127H206V128H202V126L199 124L198 125L200 127V129H199V127L195 123ZM232 121L234 122V124H232L233 123ZM46 122L49 124H46ZM70 122H71V124H70ZM183 122H185V124ZM244 122H245V125H244ZM37 123L39 125H37ZM41 123L43 124L42 126H41ZM78 123L80 125H78ZM116 123H117V125H118V123H119V125L121 123V125L120 126L119 125L114 126ZM124 123H125V125H123ZM242 123H243V125H242L243 127L240 126ZM4 124H6V122ZM31 124L36 126V130L38 129L40 131L38 132V130H37L38 133L34 132L33 129L35 128V126L32 129L33 125L31 127ZM155 124H157L160 127V128L158 127L159 130H158V128L154 127ZM167 124L172 125L171 128L173 129L174 133H173V131L168 133L169 132L168 129H171V128H170V125L168 126ZM176 124L177 123H175L174 126ZM187 124H189V125H195L196 124L195 126H197V127H196V129H194L195 126L194 127L188 126L189 127L188 128L186 126ZM219 124L221 126H219ZM247 124L249 125L248 127H252V130L250 128H247L248 130H245L246 128H244V127H247ZM122 125L124 126L125 129L123 128ZM204 125H208V128H207V126H204ZM258 125H260V126H258ZM1 126H3V127H1ZM43 126H45V127H43ZM138 126H139V128H138ZM152 126L155 128L154 131L152 130L153 132H151V130H149L150 127H151V129H153ZM184 126L187 127V129H185L187 132L189 130L190 133H193L192 131L196 130V131H194L193 136H196L200 141L198 139H197L198 141L193 140L192 139L193 137H191V140H190L189 136H186V134H184V133L182 134L181 130L184 129ZM214 126H216V127H214ZM224 126L227 127L224 129L226 131L221 130L224 128ZM231 126H234L235 129ZM101 127H103V128H101ZM42 128L44 129L45 133H43L44 131L42 130ZM175 128H176V130L177 129H179V130L175 131ZM229 128H230V130H229ZM238 128H240V129L238 130ZM101 129H102L103 133H102ZM105 129L108 131H106ZM127 129L128 130L130 129L129 132L127 131ZM145 129L147 130L149 135H150V133L151 134L153 133V135H152L153 137H151V135L150 136L148 135L147 137L145 136V138H144L143 137L144 134L147 133L145 131ZM156 129L158 130L157 132H160V133L162 132L160 134L161 137L166 132L168 133V135L170 134V137L173 140H171V143H170L171 138L169 139L167 137L168 135L166 136L169 139L168 140L169 141L168 146H167V143H165L166 141L164 143L161 141L162 144H160V145H159V143H157L156 140L158 139L159 135L156 134L157 133ZM191 129H193V130L191 131ZM217 129H218V132L216 131ZM249 129L251 130L250 133H249ZM98 130H99V132H98ZM197 130H198V133H196ZM227 130H229V131H227ZM232 130H234V131L238 130V132L236 131V134H235V132H233ZM241 130H242V132H241ZM243 130H245V131H243ZM5 131H9L10 133L9 132L5 133ZM120 131H121V133H123V135L120 134ZM125 131L127 132L126 134H125ZM134 131H136V132L132 133V134L130 133V132H134ZM163 131L164 132L166 131V132L163 133ZM178 131H179V133H178ZM221 131L224 132V134ZM247 131H248L250 136L248 135ZM255 131H257V132L255 133ZM183 132H185V131H183ZM187 132H185V133H187ZM199 132H201V133H199ZM226 132H228V133H226ZM232 132H233V134L230 135ZM171 133H173V134L171 135ZM204 133H205V136H204ZM5 134L7 136H5ZM140 134L143 135L142 136L143 138L141 137ZM189 134H187V135H189ZM225 134H226V136H228V138L230 137L229 139L225 138L226 143L224 142V140L221 139V137L224 139L223 136H225ZM36 135H39V136L37 137ZM132 135H134V137ZM177 135H178V137H177ZM181 135H182V137L184 135L186 137L182 138ZM191 135L192 134H190V136ZM215 136H217V137L215 138ZM236 136H238L240 138H238ZM253 136H254V138H252ZM3 137H5V138H3ZM57 137H59V138H57ZM130 137H132V138H130ZM148 137L150 138V140ZM163 137L164 138H160V137L159 138L164 141L166 139V137L165 136H163ZM235 137L237 140H239V139L240 140L236 141L233 139V141L231 142L232 138H235ZM185 138L186 139L188 138L189 141H186ZM255 138H257L258 141H261V142L257 143V139L255 140ZM259 138H260V140H259ZM40 139H41V142H39ZM82 139H83V141H82ZM10 140H11V142H14V144L11 143ZM17 140H18V142H17ZM20 140H23V143ZM145 140H146V142H145ZM175 140L176 141L178 140V145L176 144L177 142L175 144H173ZM192 140L194 141V144L192 143ZM108 141L111 142L112 146L110 145V142H108ZM185 141H186V143H185ZM208 141H210V142L208 143ZM211 141L213 143H211ZM221 141H222V143H221ZM229 141H230V143H229ZM7 142H8V144H7ZM42 142H44V144ZM78 142L79 143L81 142V143L79 144ZM106 142H108L107 145L105 144ZM113 142H115V144ZM180 142L182 144H180ZM196 142L199 144H196ZM238 142L240 145L235 147L234 145H238ZM250 142H252V143H250ZM39 143L40 144L42 143V144L39 145ZM223 143L225 144V146ZM247 143H249L250 145ZM256 143H257V145H256ZM15 144H16V146L18 145L20 147V149L18 146L16 147ZM22 144H25V145L23 146ZM190 144H192V145H190ZM175 145H177V146H175ZM29 146L31 147V150L33 152L31 150H29V148H30ZM32 146H33V149H32ZM36 146H38V147H36ZM206 146H208V147H206ZM245 146L249 147V148L246 149ZM250 146H251V148H250ZM40 147H41V149H40ZM52 147H54L53 150L51 149ZM172 147H173V149H172ZM260 147L263 150H261ZM16 148H17V150H16L17 152L14 151ZM168 148H170V149H168ZM213 148H215L217 150L219 149L218 152H217V150H215ZM220 148H222L221 149L222 151L220 150ZM18 149L21 151H19ZM25 149H26V151H25ZM211 149H213V150H211ZM223 149H224V151H223ZM240 149H243V150L240 151ZM245 149L249 150V151H245ZM40 150H41V152H40ZM89 150L91 153L89 152ZM226 150H227V152H226ZM43 151H44V154H43ZM211 151L219 153V154L216 153V155L218 157L215 156V153L211 152ZM1 152H3V151H0V154H3ZM15 152H16V154H18L17 156L15 155ZM240 152H242V153H240ZM253 153H255V154H253ZM4 154H6V153H4ZM211 154H212V156H215V157L211 158V156H210ZM241 154H242V156H241ZM244 154L246 156L245 159H244ZM16 157L18 158L17 160L15 159ZM43 157H45V158L43 159ZM23 158L27 159V161ZM30 158H31V160L33 159L32 160L33 163H31ZM35 158L38 160H36ZM175 158H176V160H175ZM260 158H262L263 160L259 161ZM4 159H6V160H4ZM255 159H257V160H255ZM213 160H214V162L216 161V163H214ZM240 160H242V161H240ZM254 160L256 162L259 161V163L252 165V162ZM175 161H177V162H175ZM206 161H207V163H206ZM225 161H227L228 163ZM237 162H238V164H237ZM8 163H7V165H9ZM219 163L221 164V166ZM3 164L0 163L1 166ZM202 164H204V165H202ZM16 165L17 166L20 165L19 168ZM208 165H209V167H208ZM233 165H235V166H233ZM11 166H13V167H11ZM214 166H215V168L218 167L219 173L221 172V175L224 176L223 178H221L222 176H218V178L220 177L219 182H218V178L216 177L217 176L216 173H218V171H217L218 169L215 170ZM226 166H227L228 170L226 169ZM229 166L232 167V169H233V167L234 168L237 167V168L233 169V171H232V169ZM255 166H257V168ZM210 167H213V168L211 169ZM259 167H261L260 168L261 170H259ZM10 169H12V170L9 171ZM193 169H195V170H193ZM222 169H224V170H222ZM190 170H192V172ZM196 170H198V171H196ZM209 170L211 172H209ZM229 170L232 173L234 172L233 173L234 176L231 175L232 173L229 172ZM236 171H238L239 173H237ZM189 172H191V173H189ZM195 172H197L198 174ZM223 172H225V173L222 174ZM226 173H229V174H226ZM225 175H226V178H225ZM230 175H231V177L232 176L233 177L231 178ZM176 177H177V179H176ZM180 177L183 179H181ZM215 177L217 179L213 180V178H215ZM178 179H180V180H178ZM196 180H197V182H196ZM175 182H177L179 184L177 185V183H175ZM182 182L184 183V185ZM186 187L187 188L189 187V188L187 189ZM186 189L188 191L184 192ZM7 212H8V214H7ZM111 219H112V222L110 221ZM146 225H148V226L146 227ZM132 230H133V232H132ZM45 239H47V241ZM43 242H44V244H43ZM38 245H39V247H38ZM211 246H213L212 247L213 249L211 248ZM27 248H29V249H27ZM214 249H215V251H213V252H214V254H216L215 257L213 256L214 254L211 253L212 251H209V250H214ZM20 253H22V254H20ZM209 256L213 260L212 259L210 260ZM167 261H168V263H167Z\"/></svg>", "mask_w": 264, "mask_h": 264}, {"label": "bare ground", "instance_id": "6f19581e", "mask_svg": "<svg viewBox=\"0 0 264 264\" xmlns=\"http://www.w3.org/2000/svg\"><path fill=\"white\" fill-rule=\"evenodd\" d=\"M0 1H2V0H0ZM4 1H5V0H4ZM14 1H15V0H14ZM18 1H19V0H18ZM20 1H21V0H20ZM27 1H28V0H27ZM31 1H32V0H31ZM31 1H30V2H31ZM34 1H36V0H34ZM46 1H47V0H46ZM54 1H55V0H54ZM58 1L60 2V0H58ZM65 1H66V0H65ZM72 1H74V0H72ZM72 1H71V2H72ZM79 1H82V0H79ZM89 1H90V0H88V2H89ZM92 1H93V0H92ZM99 1H100V0H99ZM101 1H102V0H101ZM103 1H105V3H106V0H103ZM108 1H109V0H108ZM123 1L125 2L126 0H123ZM127 1H128V0H127ZM127 1H126V2H127ZM129 1H130V0H129ZM129 1H128V2H129ZM135 1H137V0H135ZM138 1H140V0H138ZM138 1H137V2H138ZM142 1L146 2L145 0H142ZM149 1H150V0H149ZM151 1L153 2V0H151ZM157 1H159V0H157ZM157 1H156V3L159 4V2H157ZM168 1H169V0H168ZM168 1H167V3H168ZM172 1H173V0H171V2H172ZM176 1H178V0H175V3H178V2H176ZM210 1H212V0H210ZM210 1H209V2H206V1H205V2L208 4L207 7H209V5H211V4H210ZM214 1H215V0H214ZM217 1H219V0H216V1H215L216 3H212L211 6H213V4H217ZM220 1H221V0H220ZM222 1H225V0H222ZM228 1H229V0H228ZM232 1H234V0H231L230 3H232ZM245 1H247V0H245ZM245 1H244V2H245ZM258 1H259V0H258ZM7 2H8V1H7ZM7 2H5V3H7ZM21 2H23V1H21ZM42 2H43V1H42ZM48 2H49V0H48ZM61 2H62V1H61ZM69 2H70V1H69ZM69 2H68V3H69ZM94 2H96V1L94 0ZM97 2H98V0H97ZM111 2H112V0H111ZM111 2H110V3H111ZM113 2H114V1H113ZM124 2H123V3H124ZM128 2H127V3H128ZM130 2H131V1H130ZM185 2H186V0H184L182 3H181V2H180V3H181L182 5L184 4L183 6H186L185 4L191 2V5H194V7H193V6H192V7L195 8L194 10H196V12H197V9H198V8H199L201 11L203 10L202 6H201V5H200L201 7L199 6V4H200L199 2H201V0H200V1L198 0V2H196L195 0H192V1L190 0V1L186 2V3H185ZM192 2H193V3H192ZM194 2H195V4H194ZM202 2H204V0H203ZM205 2H204V4H205ZM212 2H213V1H212ZM242 2H243V1H242ZM248 2H249V1H248ZM252 2H253V1H252ZM13 3H14V2H13ZM35 3H36V2H35ZM39 3H40V2H37L36 5H38ZM46 3H47V2H46ZM46 3H45V4H46ZM50 3H52V2H50ZM54 3H55V2H54ZM74 3H75V2H74ZM82 3H83V2H82ZM82 3H80V4H82ZM98 3H99V2H98ZM105 3H104V4H105ZM108 3H109V2H107L106 4H108ZM114 3H116V1H115ZM114 3H112L111 5H113ZM118 3H119V0H118ZM123 3H121V4H123ZM138 3H139V2H138ZM140 3H141V1H140ZM196 3H199V4H196ZM228 3H229V2H228ZM235 3H236V2H235ZM246 3H247V2H246ZM246 3H245V4H246ZM263 3H264V2H263ZM1 4H2V3H1ZM1 4H0V5H1ZM17 4L19 5V2H18ZM17 4H16V5H17ZM31 4H32V3H30V6H31ZM42 4H44V3H42ZM48 4H49V3H48ZM52 4H53V3H52ZM58 4H60V3H57V5H58ZM66 4H67V2H66ZM77 4H78V3H77ZM80 4H79V5H80ZM104 4H103V6L105 7ZM125 4H126V3H125ZM128 4H129V3H128ZM134 4H135V3H134ZM150 4H151V3H150ZM160 4H163V3H160ZM164 4H166V1H165ZM171 4H172V3H171ZM173 4H174V3H173ZM204 4L202 3V5H204ZM226 4H227V2H225V4H224V2H223V4H222V8H223V5H226ZM6 5H7V4H6ZM16 5H15V6H16ZM20 5H21V4H20ZM36 5H34V6H36ZM62 5H63V3H62ZM62 5H61V6H62ZM71 5H73V4H71ZM99 5H100V4H99ZM116 5H117V3L115 4V6H116ZM123 5H124V4H123ZM129 5H130V4H129ZM144 5H146V3H145ZM178 5H179V3H178ZM189 5H190V4H189ZM195 5H196V6H195ZM246 5H247V4H246ZM3 6H4V5H3ZM7 6L9 7V6H11V5H7ZM21 6H22V5H21ZM21 6H20V7H21ZM27 6H28V5H27ZM51 6H52V5H51ZM51 6H50V7H47L48 10H49V8H52ZM54 6H55V5H54ZM68 6H69V5H68ZM75 6H76V5H75ZM75 6H74L73 8H75ZM81 6H82V5H80V7H81ZM101 6H102V2H101ZM107 6H108V5H107ZM125 6H127V5H125ZM141 6H143V5H140V4H139L138 7H141ZM170 6H171V5L168 4V6H165V7H168V8H169ZM198 6H199V7H198ZM204 6H205V5H204ZM215 6H216V5H215ZM219 6H220V5H219ZM230 6H231V5L229 4V7H230ZM263 6H264V5H263ZM17 7H18V6H17ZM22 7H25V6H22ZM37 7H38V6H37ZM41 7H42V6H41ZM62 7H63V6H62ZM65 7H66V6H64V8H65ZM76 7H77V6H76ZM96 7H97V6H96ZM111 7H112V6H110V8H111ZM118 7H119V6L117 5V8H118ZM121 7H123V6L120 5L119 9H120ZM136 7H137V6H136ZM151 7H152V5H151ZM159 7L162 8L161 11H160V12H162V10H164V6H159ZM159 7H157L158 10H159ZM173 7H174V6H172V8H173ZM177 7H178V6H177ZM181 7H182V6H181ZM181 7H180V8H181ZM197 7H198V8H197ZM225 7H226V6H225ZM2 8H3V7H2ZM12 8H13V9H12ZM18 8H19V7H18ZM27 8H29V7H27ZM27 8H26V9H27ZM32 8H33L34 11H35V8H34V7H32ZM43 8H44V7H43ZM58 8H60V7H58ZM71 8H72V7H71ZM93 8H94V7H93ZM97 8H98V7H97ZM99 8H100V7H99ZM105 8L107 9V7H105ZM141 8H143V7H141ZM152 8H153V7H152ZM168 8L165 9V10H166V11L168 10L167 12L170 13ZM172 8H170V9H172ZM182 8H183V7H182ZM184 8H187V7H184ZM184 8H183V9H184ZM193 8H192V9H193ZM201 8H202V9H201ZM213 8H214V7H213ZM216 8H217V7H216ZM216 8H215V9H216ZM222 8L219 7L220 10H221ZM230 8H231V7H230ZM3 9H7V8L4 7ZM3 9H2V10H3ZM44 9H45V8H44ZM65 9H66V8H65ZM75 9H76V8H75ZM81 9H82V7H81ZM100 9H101V8H100ZM114 9H116V8L114 7ZM121 9H122V8H121ZM121 9H120V12H121ZM127 9H129V8H127ZM133 9H134V8H133ZM175 9H176V7H175ZM189 9H191V7H189ZM189 9H188V10H189ZM199 9H198V11H199ZM215 9H214V10H215ZM226 9H227V8H226ZM10 10H14V11H15V9H14L13 6L10 7ZM38 10H39V8H38ZM55 10H56V9H55ZM57 10H58V9H57ZM63 10H64V9H63ZM79 10H80V8H79ZM98 10H99V9H98ZM98 10H97V11H98ZM103 10H104V8H103ZM103 10H102L101 13H103ZM110 10L112 11L113 9H110ZM122 10H123V9H122ZM124 10H125V9H124ZM138 10H139V9H138ZM151 10H152V9H151ZM158 10H157V11H158ZM165 10H164V11H165ZM181 10H182V9H181ZM181 10H180V11H181ZM184 10H185V9H184ZM184 10H183V11H184ZM207 10H209V9H206V11H207ZM211 10H212V8H211ZM220 10H218V11L220 12ZM223 10L225 11L224 8H223ZM223 10H222V11H223ZM259 10H260V9H259ZM261 10H262V9H261ZM3 11H4V10H3ZM27 11H28V9H27ZM27 11H26V13H27ZM29 11H30V10H29ZM32 11H33V10H32ZM34 11H33V12H34ZM42 11H43V9H42ZM52 11H53V10H52ZM94 11H96V8H95ZM97 11H96V12H97ZM99 11H100V10H99ZM125 11H127V10H125ZM125 11H123V13H124ZM128 11H129V10H128ZM130 11H131V10H130ZM140 11H141V9H140ZM153 11H154V10H153ZM153 11H151L153 14H152L150 11L148 12V10H147L146 12L149 13L148 16L150 15V13H151V15H154V14H155V16H156V12H157V11H154V12H153ZM164 11H163L162 15L159 14L160 17H159L158 14H157V17H159V18L162 19V17H164V16H163V14L165 13ZM172 11H174L173 13H175L177 10L175 11L174 8H173ZM185 11H187V10H185ZM189 11H190V10H189ZM215 11H216V10H215ZM218 11H217V12H218ZM222 11H221V15H223V14H222ZM226 11H227V10H226ZM226 11H225V20H226V18L228 17V15H227V17H226V13H227ZM233 11H234V10H233ZM248 11H249V10H247V12H248ZM4 12H5V11H4ZM8 12H9V11H8ZM8 12H7V13H8ZM11 12H12V11H11ZM18 12H19V11H18ZM23 12H24V11H23ZM23 12H22V13H23ZM43 12H44V11H43ZM46 12H47V11H45V13H46ZM50 12H51V10H50ZM57 12H58V11H57ZM62 12H63V11H62ZM109 12H110V11L108 10V13H109ZM117 12H118V10H117ZM117 12H116V14H118ZM137 12H138V11H137ZM142 12H143V10H142ZM158 12H159V11H158ZM160 12H159V13H160ZM193 12H194V11H193ZM196 12H195V13H196ZM219 12H218V13H219ZM228 12H229V11H228ZM237 12H238V11H237ZM5 13H6V12H5ZM19 13H20V12H19ZM22 13H21V14H22ZM38 13H39V11H38ZM40 13H41V10H40ZM104 13H106V12H104ZM110 13H111V12H110ZM125 13H126V12H125ZM125 13H124V14H125ZM139 13H140V12H138V14H139ZM171 13H172V12H171ZM190 13H192V12H190ZM195 13H194V14H195ZM202 13H204V12H202ZM202 13L200 12V14H202ZM212 13H214V16H216V15H215V12H214L213 10H212L211 14H212ZM245 13H246V12H245ZM252 13H253V12H252ZM13 14H14V12H13ZM41 14H42V13H41ZM47 14H48V13H47ZM52 14H53V13H52ZM57 14H58V13H57ZM61 14H62V13H61ZM65 14H66V13H65ZM80 14H82V13H80ZM80 14H79V15H80ZM86 14H87V13H86ZM111 14L113 15L114 13L112 12ZM111 14H110V15H111ZM120 14H121V13H120ZM120 14H118V16H119ZM129 14H130V13H129ZM131 14H133V13H131ZM135 14H137V13H135ZM166 14H167V13H166ZM166 14H164L165 17L168 15V14H167V15H166ZM176 14H177V13H176ZM176 14H175V16H176ZM185 14H186V13H185ZM194 14H192V15L189 16L188 18L192 17ZM207 14H208V11H207ZM207 14H206V15H207ZM246 14H247V13H246ZM248 14H249V13H248ZM263 14H264V13H263ZM263 14H262V16H264ZM4 15H6V14H4ZM19 15H20V14H19ZM22 15H23V14H22ZM33 15H34V13H33ZM53 15H54V14H53ZM58 15H59V14H58ZM58 15H56V16L58 17ZM87 15H88V14H87ZM95 15H96V13H95ZM110 15H109V16H110ZM151 15L149 16V18H145V19H149V20H150ZM197 15H198V13H197ZM221 15H220V16H221ZM231 15H232V14H231ZM250 15H251V14H250ZM255 15H258V14L256 13ZM7 16L12 17V15H11V16H10V15H7ZM31 16H32V14H31ZM38 16H39V15H38ZM38 16H36V17H38ZM43 16H44V15H43ZM48 16H49V15H47V17H48ZM51 16H52V15H51ZM56 16H55V18H56ZM59 16H60V15H59ZM98 16H101V15L98 14ZM102 16H103V15H102ZM105 16H106V14H105ZM109 16H108V17H109ZM113 16H114V15H113ZM118 16H117V17H118ZM131 16H132V15H131ZM141 16L143 17L142 14H141ZM145 16H147V14H146ZM145 16H144V17H145ZM155 16H153V17H155ZM161 16H162V17H161ZM169 16H170V14H169L167 17H169ZM171 16H173V14H172ZM171 16H170V17H171ZM183 16H184V14H183ZM201 16H202V15H201ZM208 16L210 17L209 20H211V19H212V18H211L212 16H210V15H208ZM217 16L220 18L219 15H217ZM217 16H216V17H217ZM259 16H261V14H259L258 17H259ZM33 17H35V16H33ZM39 17H40V16H39ZM45 17H46V16H45ZM86 17H87V16H86ZM96 17H97V16H96ZM96 17H94V18L96 19ZM106 17H107V16H106ZM110 17H111V16H110ZM119 17H120V16H119ZM124 17H125V16H124ZM136 17H137V15L135 16V18H136ZM139 17H140V16H139ZM173 17H174V16H173ZM173 17L170 18L171 23L173 22L172 19L174 20ZM176 17H177V16H176ZM195 17H196V16H195ZM202 17H203V16H202ZM216 17H215V18H216ZM218 17L215 19V20H217V22H218ZM222 17H223V16H222ZM222 17L220 18V19H221L220 22H224V21H222V20H223ZM230 17H231V16H230ZM230 17H229V18H230ZM236 17H237V16H236ZM252 17H253V16H252ZM255 17H256V16H254V18H255ZM0 18H1V17H0ZM7 18H8V17H7ZM13 18H14V17H13ZM60 18H61V17H60ZM70 18H71V16H70ZM113 18L116 19V16H114ZM129 18H130V17H128V19H129ZM132 18H133V17H132ZM137 18H138V17H137ZM192 18H193V17H192ZM196 18H197V17H196ZM196 18H195V19H196ZM204 18H205V17H204ZM206 18H207V17H206ZM206 18H205V20H208V19H206ZM10 19H11V18H10ZM19 19H20V18L18 17V20H19ZM26 19H27V17L25 18V20H26ZM31 19H32V17H31ZM43 19H44V17L42 18V20H43ZM48 19H49V18H48ZM48 19H44V21H45V20L47 21V23L45 22L46 25H47V24H49V26L53 25L52 23H48V22H50V21H48ZM62 19H64V18H62ZM92 19H93V16H92ZM110 19H111V18H110ZM128 19L126 18V20H128ZM133 19H134V18H133ZM140 19H141V18H138L137 20H140ZM152 19H153V18H152ZM164 19H167V18H164ZM176 19H177V18H176ZM182 19H183V18H182ZM244 19H245V18H244ZM258 19H259V18H258ZM2 20H3V18H2ZM4 20H5V19H4ZM7 20H8V19H7ZM22 20H24L23 17H21V21H22ZM25 20H24V21H25ZM27 20H29V19H27ZM27 20H26V21H27ZM35 20H36V18H35ZM39 20L42 21L41 19H39ZM49 20H50V19H49ZM51 20H52V17H51ZM55 20H56V19H55ZM58 20H59V19H58ZM69 20L71 21L72 19H69ZM124 20H125V19H124ZM124 20H123V22H124ZM158 20H159V19H158ZM158 20H157V19L155 20V22H156V23H155V26L158 24V22L161 21V20H160V21H158ZM196 20H197V19H196ZM196 20H195V21H196ZM201 20H203V19H201ZM236 20H237V19H236ZM253 20H254V19H253ZM253 20H252V21H253ZM259 20H260V19H259ZM5 21H6V20H5ZM8 21H10V20H8ZM16 21H17V19H16ZM24 21H23V22H24ZM37 21H38V20H37ZM40 21H39V22H40ZM60 21H62V20H60ZM67 21H68V20H67ZM74 21H76V20H74ZM80 21H81V20H80ZM87 21H88V19H87ZM89 21H90V20H89ZM89 21H88V22H89ZM95 21H96V20H95ZM98 21H99V20H98ZM98 21H97V22H98ZM106 21H107V19H106ZM109 21H110V20H109ZM112 21H113V19H112ZM112 21H110V22H112ZM114 21H115V20H114ZM142 21H143V20H142ZM142 21H141V22H142ZM166 21H167V20H166ZM181 21H182V20H181ZM189 21H191V20H189ZM189 21H188V23H189ZM193 21H194V20L192 19V22H191L192 24H193ZM195 21H194V22H195ZM203 21H204V20H203ZM203 21H202V22H199V24H200V23H203ZM211 21H213V20H211ZM211 21H210V22H211ZM229 21H230V19H229ZM239 21H240V20H239ZM242 21H243V19H242ZM242 21H241V22H242ZM246 21H247V20H246ZM246 21H244V22L247 23ZM257 21H258V20H257ZM260 21H261V20H260ZM18 22H19V21H18ZM29 22H30V20H29ZM33 22H34V21H33ZM39 22H37V24H38ZM51 22L54 23L55 21L52 20ZM62 22H63V23H62V25H63V24H64V20H63ZM76 22H77V21H76ZM76 22H75V23H76ZM82 22H83V21H81V24H83ZM92 22H93V21H92ZM102 22H103V21H102ZM102 22H101V23H102ZM115 22H117V20H116ZM115 22H114V23H115ZM119 22H120V20H119ZM127 22H128V21H127ZM127 22H126V23H127ZM131 22H132V21H131ZM145 22H146V21H145ZM150 22H151V20H150ZM164 22H165V21H164ZM167 22H168V21H167ZM179 22H180V21H179ZM183 22H184V21H183ZM186 22H187V21H185V24H186ZM205 22H206V21H205ZM207 22H208V21H207ZM235 22H237V21H235ZM241 22H240V23H241ZM250 22H251V21H250ZM250 22L248 21L249 24H250ZM254 22H255V21H254ZM254 22H253V23H254ZM258 22H259V21H258ZM27 23H28V22H27ZM60 23H61V22H59V24H60ZM65 23H66V22H65ZM75 23H73V24H75ZM84 23H86V22H84ZM94 23H95V22H93V24H91V25H94ZM101 23H100V25H102ZM104 23L107 24V22H104ZM104 23H103V24H104ZM112 23H113V22H112ZM112 23H110V25H112ZM114 23H113L112 26H114ZM135 23H136V22H135ZM135 23H134V24H135ZM138 23H140V22L138 21L137 24H138ZM161 23H162V22H161ZM165 23H166V22H165ZM197 23H198V22H197ZM215 23H216V22H215ZM253 23H251L250 25H252ZM9 24H10V23H9ZM28 24H30V23H28ZM37 24H36V25H37ZM39 24H41V23H39ZM43 24H44V23H43ZM50 24H51V25H50ZM67 24H68V23H66V26H69V25H67ZM69 24H71V22H70ZM78 24H79V21H78ZM78 24H76L77 27H78ZM106 24H104V25H106ZM124 24H125V23H124ZM128 24H129V22H128ZM147 24H148V21H147L144 25L146 26ZM159 24H160V23H159ZM159 24H158V26H160ZM162 24H164V23H162ZM168 24H169V23H168ZM175 24H177V22H176ZM183 24H184V23H182V25H183ZM185 24L183 25V28H181L182 25H180V28H177V29H182V33H183V30L186 29V28H185V27H186ZM199 24H198V27H199ZM206 24H208V26L210 25V23H206ZM206 24L204 23V25L207 27ZM211 24H212V22H211ZM213 24H214V22H213ZM234 24H235V23H234ZM234 24L232 23L231 25L234 26ZM259 24H260V22H259ZM262 24H263V23H262ZM0 25H1V24H0ZM16 25H17V24H16ZM24 25L27 26V24H25V23H24ZM30 25H31V24H30ZM33 25H34V24H33ZM41 25H42V24H41ZM79 25H80V24H79ZM83 25L85 26V24H83ZM88 25H89V24H88ZM88 25H87V26H88ZM110 25L107 24V27L110 26ZM115 25H116V24H115ZM118 25H119V23H117V26H118ZM122 25H123V24H122ZM138 25H139V24H138ZM138 25H137V26H138ZM140 25L142 26V23H141ZM140 25L138 26V28L140 27ZM151 25H152V24H151ZM173 25H174V24H173ZM187 25H188V24H187ZM193 25H195V24H193ZM193 25H190V24H189L188 27L190 28V26H193ZM200 25H201V24H200ZM202 25H203V24H202ZM202 25H201V26H202ZM204 25H203V27H205ZM250 25H249V27H251V29H253V28H254V27H253L254 25H253V26H250ZM38 26H39V25H38ZM38 26H37V27L35 26V27L38 29ZM49 26L47 25V27H49ZM57 26H58V25H57ZM60 26H61V25H59V27H60ZM73 26H75V25H73ZM73 26H72V27H73ZM95 26H96V24H95ZM127 26H128V25H126V27H127ZM164 26H166V25H165V24L162 25L163 28H164ZM184 26H185V27H184ZM216 26H217V25H214V27H216ZM224 26H225V24H224ZM224 26H223V23H222V27H224ZM228 26H229V23H227V27H228ZM235 26H236V25H235ZM235 26H234V27H235ZM237 26H238V23H237ZM239 26H240L239 28L241 29V28L243 27V26H242V23H241ZM241 26H242V27H241ZM246 26L248 27L247 24H246ZM246 26H245V24H244V27H243V28H245ZM256 26H258V25H256ZM7 27H8V26H7ZM9 27H10V25H9ZM16 27H17V26H16ZM30 27H31V26H30ZM35 27H34V28H35ZM54 27H55V26H54ZM59 27H58V28H59ZM75 27H76V26H75ZM75 27H74V28H75ZM102 27H103V26H102ZM102 27L100 26L101 29H102ZM105 27H106V26H105ZM107 27H106V28H107ZM119 27H120V25H119ZM133 27H134V26H133ZM133 27H132L131 29H133ZM142 27H143V26H142ZM147 27H149V26L147 25ZM147 27H146V28H147ZM153 27H154V25H153ZM153 27H151V28H153ZM169 27H170V26H169ZM172 27H173V26H172ZM174 27H176V26H174ZM198 27H197V30H195V31L193 30V32H191V35H190L191 37H192V34H193V35L196 34V32L198 31ZM212 27H213V26L211 25L210 27H208V29H209V28H212ZM229 27H230V26H229ZM231 27H232V26H231ZM231 27H230V28H231ZM258 27H259V26H258ZM262 27H263V26H262ZM41 28H42V30H43V26L40 27V28L38 29L39 34L43 32V31L40 30ZM68 28H69V27H68ZM68 28H67V29H68ZM78 28H79V27H78ZM88 28H89V27H88ZM94 28H95V27H94ZM108 28H109V27H108ZM110 28H111V26H110ZM110 28H109V29H110ZM115 28H116V27H115ZM115 28H114V29H115ZM124 28H125V26H124ZM134 28H136V27H134ZM143 28H145V27H143ZM149 28H150V27H149ZM149 28H148V29H149ZM163 28H162V29H163ZM184 28H185V29H184ZM191 28H192V27H191ZM201 28H202V27H201ZM218 28H219V27H218ZM224 28H225V27H224ZM243 28H242V30H243ZM10 29H11V28H10ZM82 29H83V27H82ZM82 29H80V30H82ZM89 29H90V28H89ZM89 29H88V31H89ZM96 29L98 30L99 27L96 28ZM103 29H104V27H103ZM103 29H102V31H103V32H106L107 29H106V30H105V29L103 30ZM112 29H113V27H112ZM117 29L119 30L120 28H117ZM117 29H115V30H117ZM121 29H123V27H122ZM129 29H130V27H128V30H129ZM153 29L156 31L155 27H154ZM173 29H174V28H173ZM204 29H205V28H204ZM214 29H215V28H214ZM221 29H222V32H223V31H224L223 28H221ZM221 29H220V31H221ZM227 29H228V28H227ZM233 29H234V28H233ZM233 29H232V31L235 30V29H234V30H233ZM261 29H263V28H261ZM8 30H9V29H8ZM12 30H13V28H12ZM25 30H26V29H25ZM25 30L21 31V33L24 32ZM31 30H33V28H31ZM34 30H35V29H34ZM34 30H33V31H34ZM49 30H51V28H50ZM55 30H58V31H59V29H55ZM60 30H62V29H60ZM63 30H64V29H63ZM77 30H78V29H77ZM83 30H84V29H83ZM83 30H82V31H83ZM128 30H127V31L125 30V32H124L125 34H123V32H122L123 36L126 35V32H128ZM135 30H136V29H135ZM142 30H143V29H142ZM142 30H140V31H138V32H141ZM146 30H147V29H146ZM154 30H153V33H152L151 30H150L151 32L148 30V33H149V34L152 33V34L154 35ZM164 30H166V29H164ZM169 30L171 31V29H169ZM189 30H190V29H189ZM200 30H201V29H200ZM200 30H199V31H200ZM209 30H210V29H209ZM209 30H206V31H209ZM211 30H212V29H211ZM211 30H210V31H211ZM225 30H226V28H225ZM255 30H257V29L255 28ZM258 30H259V29H258ZM9 31H11V30H9ZM15 31H16V30H15ZM17 31H20V30H17ZM17 31H16V32H17ZM26 31H27V30H26ZM36 31H37V30H36ZM38 31H37V32H38ZM66 31H67V30H66ZM68 31H69V30H68ZM123 31H124V30H123ZM159 31H161V30H159ZM180 31H181V30H179L178 32H180ZM215 31H216V30H215ZM215 31H214V32H215ZM217 31H219V30H217ZM244 31H246V28H245ZM244 31H242V32L245 33ZM259 31H260V30H259ZM259 31H258V32H259ZM4 32H5V31H4ZM11 32H12V31H11ZM16 32H14V33H16ZM27 32H28V31H27ZM31 32H32V31H31ZM51 32H52V33L50 34L51 37L56 36V35H53V36H52V34H57V35H58V33H59V32H58V33H56V32L53 33V29H52ZM77 32H78V31H77ZM79 32H80V31H79ZM90 32H91V31H90ZM95 32H96V31H95ZM97 32H98V33H96L95 36H97V34H99L98 36H100V33H101V32H100V33H99V31H97ZM103 32H102V34H103ZM108 32H110V31H108ZM112 32H113V31H112ZM115 32H116V31H115ZM115 32H114V33H115ZM119 32L121 33V30H119ZM131 32H132V30L130 31V36H131ZM134 32H135V31H134ZM134 32H133V36H137V34H134ZM136 32H137V31H136ZM157 32H158V31H157ZM163 32H164V31H163ZM163 32H162V33H163ZM194 32H195V33H194ZM214 32H213V33H214ZM228 32H229V31H228ZM235 32H236V31H235ZM238 32L241 33V30L239 31V29H238ZM251 32H252V31H251ZM258 32H257V34H258ZM2 33H3V32H2ZM5 33H6V32H5ZM8 33H9V32H8ZM25 33H26V32H25ZM25 33H24V34H25ZM28 33H29V32H28ZM28 33H27L26 35H28ZM35 33H36V32H35ZM44 33H45V30H44ZM44 33H42V34H44ZM49 33H50V32H49ZM159 33H160V32H159ZM165 33H166V32H165ZM165 33H164V34H165ZM200 33H201V32H200ZM203 33H204V32H203ZM206 33H207V32H206ZM220 33H221V32H220ZM220 33H219V34H220ZM240 33H237V34L239 35ZM253 33H255V32H253ZM9 34H10V33H9ZM18 34H20V32H19ZM46 34H47V35H46L44 38H47V36H48V38H49L48 33H46ZM59 34H60V35L63 34V36H65V35H64V34H65V31L62 32V33H59ZM69 34H74V33L71 32V33H69ZM86 34H87V33H86ZM89 34H90V33H89ZM102 34H101V35H102ZM105 34H106V33H105ZM122 34H120V35H122ZM152 34H150V36H151ZM164 34H163V35H164ZM171 34H172V33H171ZM198 34H199V32H198ZM222 34H223V33H222ZM225 34H226V33H225ZM232 34H233V33H232ZM232 34H231V35H232ZM246 34H247V33H246ZM263 34H264V33H263ZM26 35H25V36H26ZM32 35H33V34H32ZM32 35H31V36H32ZM36 35H37V33H36ZM79 35H80V33H79ZM79 35H77V37H78ZM93 35H94V34H93ZM93 35H92V36H93ZM103 35H104V34H103ZM103 35L100 36V38L103 37ZM107 35H108V34H107ZM112 35H113V34H112ZM112 35H110V37H111ZM116 35H117V34H116ZM118 35H119V33H118ZM120 35H119V36H120ZM147 35H148V34H146L145 36H142V37H147V39H148V36H147ZM153 35H152V36H153ZM155 35H156V34H155ZM159 35H160V34H159ZM175 35H176V34H175ZM182 35H183V34H182ZM201 35H202V34H201ZM212 35H213V34H212ZM231 35L228 36V38H226L227 41L224 40V43H222L223 45H224L226 42H227L228 44H230V43L228 42V41H230V38H231V40L233 41V37H235V35H233V36H231ZM247 35H248V34H247ZM253 35H254V34H253ZM255 35H256V34H255ZM1 36H2V35H1ZM6 36H7V35H6ZM29 36H30V35H29ZM29 36H28V37H29ZM42 36H43V35H42ZM66 36H68V33H67ZM66 36H65V37H66ZM104 36H106V35H104ZM160 36H161V35H160ZM160 36H159V38H160ZM164 36H165V37H164ZM164 36H163L164 38H167V37H168L167 39H169V36H170V35H169V33H168V36H167V37H166V35H164ZM172 36H173V35H171L170 37H172ZM176 36H177V35H176ZM196 36H197V35H196ZM210 36H211V35H210ZM216 36H217V35H216ZM223 36H224V34H223ZM250 36H251V35H250ZM256 36H257V35H256ZM260 36H263V35L261 34ZM260 36H259V37H260ZM12 37H14V36L12 35ZM17 37H18V35H16V38H17ZM22 37H24L23 34H22ZM51 37H50V38H51ZM57 37H59V38H57ZM68 37H70V35H69ZM72 37H73V36H72ZM72 37H71V38H72ZM75 37H76V36H75ZM79 37H80V36H79ZM81 37L84 38L83 36H81ZM108 37H109V36H108ZM110 37H109V39L105 38V39H106L105 41L108 40V41L111 42L112 40H110ZM112 37H113V36H112ZM117 37H118V36H117ZM124 37H125V39H126V36H124ZM128 37H129V36H128ZM128 37H127V38H128ZM138 37H139V35L137 36V38H138ZM142 37H141L140 40L137 39L138 42L141 41L142 39H145V38H142ZM155 37L157 38L158 35H156ZM191 37H190V38L187 37V38H188V39H191ZM193 37H194V36H193ZM200 37H201V36H199V38H200ZM204 37H205V36H204ZM248 37H249V36H248ZM248 37H247V38H248ZM3 38H4V40H5V37H3ZM16 38H15V39H16ZM19 38H21V37H18V40H21V39H22V38H21V39H19ZM24 38H25V37H24ZM44 38L42 37L41 40H39V39H40V37H39V39H37V41H39V42L41 41V42H42V41L44 40ZM50 38H49V39H50ZM56 38H57V40H58V39H60L61 37H60V36H56L55 38H52V40L50 39L51 42L53 41L54 46H55V44H56L55 41H54V40H56ZM62 38H63V37H62ZM62 38H61V39H62ZM66 38H67V37H66ZM71 38H69V39H71ZM82 38H81V39H82ZM85 38H86V40H87V39L89 38V35H88V38H87V36H86ZM92 38H93V37H92ZM92 38H90L91 40H90V39H88V40L92 41ZM96 38H99V37H96ZM119 38H120V37H119ZM139 38H140V37H139ZM153 38H154V37H153ZM172 38H173V37H172ZM172 38H171V39H172ZM185 38H186V35H185ZM185 38H184V39H185ZM187 38H186V39H187ZM196 38H198V37H196ZM207 38H209V37L207 36ZM207 38H206V39H207ZM212 38H213V37H212ZM247 38H246V40H247ZM249 38H250V37H249ZM25 39H26V38H25ZM42 39H43V40H42ZM67 39H68V38H67ZM94 39H95V38H94ZM122 39H124V38H122ZM122 39H121V40H122ZM135 39H136V38H135ZM135 39H133V42H134ZM150 39H151V37H150ZM154 39H155V38H154ZM157 39H158V38H157ZM160 39H161V38H160ZM162 39H163V38H162ZM171 39H170V40H171ZM182 39H183V38H182ZM182 39H181V40H182ZM186 39H185V40H186ZM202 39H204V38H202ZM214 39H215V38H214ZM219 39H221V42L223 41L221 36H220ZM234 39H235V38H234ZM2 40H3V39H1L0 41L2 42ZM7 40H8V39L6 38V41H7ZM9 40L11 41L10 38H9ZM34 40H35V39H34ZM57 40H56V42H57ZM62 40H64V38H63ZM71 40H72V39H71ZM78 40H79V39L76 38L75 43H76ZM84 40H85V39H84ZM113 40H114V39H113ZM115 40H116V38H115ZM117 40H119V39H117ZM117 40H116V41H117ZM193 40H194V39L192 38V42H193ZM195 40H196V39H195ZM195 40H194V41H195ZM199 40H201V38H200V39H197L198 42H200ZM208 40H210V39H208ZM235 40H236V39H235ZM238 40H239V41H242L241 38H238ZM250 40H252V39H250ZM6 41H4V42H6ZM13 41H14V39H13ZM15 41H17V39H16ZM32 41H33V40H32ZM32 41H31V43H32ZM35 41H36V40H35ZM35 41H33V42H35ZM47 41H48V40H47ZM67 41H69V40H64V43L67 42ZM79 41H80V40H79ZM96 41H99V40H96ZM101 41H102V40L100 39V42H101ZM108 41H107V42H108ZM119 41H120V40H119ZM119 41H118V42H119ZM124 41H125V40H123V42H124ZM127 41H129V40L126 39V41H125V45H126V42H127ZM130 41H131V37H130ZM144 41H145V40H144ZM147 41H148V40H147ZM158 41H159V39H158ZM164 41H165V40H164ZM164 41H161V42H164ZM206 41H207V40H206ZM206 41H205V42H206ZM214 41H215V40H214ZM214 41H213V42H214ZM243 41H244V40H243ZM243 41H242V42H243ZM4 42H2V43L4 44ZM17 42H18V41H17ZM17 42H15V43H17ZM39 42H38V43H39ZM43 42L45 43V41H43ZM43 42H42V43H43ZM51 42H50V43H51ZM58 42H59V41H58ZM60 42H61V41H60ZM80 42L83 43V42H85V41H80ZM88 42H89V41H88ZM110 42H109V43H110ZM118 42H116V44H121V43H123V42H120V43H118ZM142 42H143V40H142ZM142 42H141V43H142ZM153 42H154V41H153ZM155 42H157V41H155ZM161 42H160V43H161ZM168 42H169V41H168ZM184 42H185V41H184ZM186 42H188V41L186 40ZM186 42H185V43H186ZM190 42H191V41H190ZM195 42H196V41H195ZM195 42H194V43H195ZM210 42H212V41H210ZM216 42H219V43H220V41H219L218 39H217ZM216 42H214L215 44H214V43H211V45H209V46H212V45L214 44L213 47H212V48H214V46L217 44L218 47H219V44L216 43ZM237 42H238V41H235L234 44L237 45V47L240 49V46H239V45L242 44V42H241L239 45H238L239 42H238V43H237ZM251 42H252V41H251ZM256 42H257V41H256ZM11 43H12V42H11ZM11 43L8 44V42H7L6 44L9 45V46L11 47ZM13 43H14V42H13ZM13 43H12V46L14 45ZM23 43H24V42H23ZM29 43H30V42H29ZM31 43H30V44H31ZM50 43H49V45H50ZM62 43H63V41H62ZM64 43H63V44H64ZM67 43H68V42H67ZM69 43H73V42L70 41ZM81 43H80V44H81ZM85 43H86V44H85ZM85 43H84V44H85L86 46H87V45L90 46L89 44H87V42H85ZM96 43H97V42H96ZM101 43H102V42H101ZM130 43H131V42H130ZM136 43H137V42H136ZM141 43H140V44H141ZM144 43H145V42H144ZM179 43H180V42H179ZM185 43H182V44H185ZM196 43H197V42H196ZM201 43H202V42H201ZM206 43H207V42H206ZM232 43H233V42H232ZM244 43H245V42H243V44H244ZM27 44H28V42H27ZM27 44H25L24 46L26 47ZM39 44H40V43H39ZM51 44H52V43H51ZM57 44H58V43H57ZM78 44H79V43H78ZM78 44L76 43V45H78ZM90 44L94 45V42H92V43H90ZM103 44L105 45V43H103ZM103 44H100V46H102ZM111 44H112V43H110V45H111ZM113 44H114V43H113ZM152 44H153V43H152ZM162 44H163V43H162ZM203 44H204V43H203ZM203 44H201V45H203ZM208 44H210V43H208ZM208 44H207V45H208ZM228 44L225 45V46H228ZM249 44H250V43H247V45H249ZM4 45H5V44H4ZM16 45H17V48L20 47V46H19V45H20L19 43L15 44V46H16ZM22 45H23V44H22ZM22 45H21V46H22ZM32 45H33V43H32ZM36 45H38V44H35V45H34V49H35V48H39V49H40L41 46L38 45V47H37ZM41 45H42V47H43L44 44H41ZM45 45H47V44H45ZM49 45H48V47H49ZM64 45H66L65 47H67V45H68V47L70 46V44H64ZM71 45H73V44H71ZM82 45H83V44H82ZM82 45H81V46H82ZM97 45H99V44L97 43ZM97 45H94V47L97 46ZM110 45H109V46H110ZM114 45H115V44H114ZM125 45H124V46H125ZM134 45H135V43L133 44V46H134ZM144 45H145V44H144ZM147 45H148V44H147ZM159 45H160V44H159ZM159 45H158V46H159ZM176 45H177V44H176ZM195 45H196V44H195ZM195 45H194V46H195ZM204 45H205V44H204ZM204 45H203V47H200V48H201V49H204ZM207 45H205V47H206ZM217 45H216L215 47H217ZM0 46H1V45H0ZM2 46H3V45H2ZM35 46H36V47H35ZM51 46H52V45H51ZM58 46H59V45H58ZM81 46H80V47H81ZM100 46H99V48H100ZM121 46H123V45H121ZM130 46H131V45H130ZM130 46H129V48H130ZM133 46H132V47H133ZM153 46H154V45H153ZM178 46H179V45H178ZM180 46H181V48H183L182 45H180ZM180 46H179V49H180ZM187 46H188V44L186 45V50H187V48H188ZM190 46H192V45H190ZM197 46H200V45H197ZM220 46H222V45H220ZM230 46L232 47L231 44H230ZM242 46H243V45H242ZM245 46H246V44H245ZM259 46H260V45H259ZM10 47H9V48H10ZM48 47H46L47 50H48ZM52 47H53V46H52ZM55 47H56V46H55ZM59 47H60V46H59ZM68 47H67V48H68ZM74 47L76 48L77 46L74 45ZM74 47H73V49H75ZM80 47L78 46V48H79L78 50L81 49ZM82 47H84V46H82ZM97 47H98V46H97ZM97 47H96V49H97ZM102 47H103V48H101V49H104L105 46H102ZM106 47H107V45H106ZM126 47H127V46H126ZM132 47H131V48H132ZM140 47H141V45H139V49H143V52L146 50V51L149 53V50L146 49V46H145V49L142 48V47L140 48ZM143 47H144V46H143ZM156 47H157V45L154 46V47H153L154 49L152 48V50H156V49H155ZM161 47L163 48V46H161ZM164 47H165V44H164ZM170 47H171V46H170ZM184 47H185V46H184ZM218 47H217V49L219 50ZM246 47L248 48V46H246ZM250 47H251V45H250ZM250 47L248 48V50L250 49ZM0 48H2V49L0 50V51H2V50H3V47H0ZM6 48H7V50H8V47H6ZM6 48H5V49H6ZM17 48H16V49H17ZM27 48H28V47H27ZM43 48L45 49V46H44ZM56 48H57V47H56ZM67 48H64V51H65V52H66V50L69 51V49H67ZM69 48H70V47H69ZM91 48H92V47H91ZM111 48H112V47H111ZM113 48L116 49V47H113ZM118 48H119V47H117V49H118ZM122 48H123V47H121V49H122ZM124 48H125V47H124ZM137 48H138V46H137ZM167 48H168V46H167ZM176 48H178V47H176ZM193 48H195V50H197L196 47H193ZM206 48H207V47H206ZM209 48H210V47H209ZM212 48H211V49H212ZM222 48H224V46H222V47L220 48L219 51H224V50H225V48H224V50H222ZM229 48H230L229 46L226 47V50H225L224 52H226V51L228 52V51H229ZM232 48H233V47H232ZM238 48H236L237 51H239V55H237V56H240V57H241V56L243 55V57H244V54H243V53H242V55H240V51L243 52L244 49H240V50H239ZM242 48H244V47H242ZM18 49H19V48H18ZM18 49H17V51H18ZM23 49H24V48H23ZM31 49H32V48H30V50H31ZM49 49H51V47H49ZM52 49H54V48H52ZM52 49H51V50H48V51H52ZM57 49H60V48H57ZM65 49H66V50H65ZM73 49L71 50V48H70V51H69L68 53H71V54H72ZM93 49H94V50L91 49L92 52H94V51L96 50L95 48H93ZM105 49H106V48H105ZM115 49H114V50H115ZM119 49H120V48H119ZM121 49H120V50H121ZM127 49H128V48H127ZM148 49H149V47H148ZM150 49H151V47H150ZM183 49H184L183 51H185V48H183ZM215 49H216V48H215ZM215 49H214V50H215ZM236 49H235V50H236ZM253 49H254V48H253ZM253 49H251V52H250V53H252V50H253ZM259 49H260V48H259ZM9 50H10V49H9ZM19 50H20V49H19ZM24 50H25V49H24ZM28 50H29V49H27L26 53L28 52ZM30 50H29V51H30ZM47 50H46V51H47ZM78 50L76 49V52L79 54ZM82 50H83V49H82ZM97 50H98V49H97ZM123 50H124V49H123ZM123 50H122V51H123ZM125 50H126V49H125ZM129 50H130V49H129ZM134 50H136V49H134ZM158 50H160V49H158ZM158 50H156V52H157ZM170 50H171V49H170ZM174 50L177 51L178 49H175V48H174ZM174 50L171 51V52H174ZM188 50H189V48H188ZM199 50H200V49H199ZM207 50L210 51V49H208V48H207ZM207 50H206V49H205V50H200V52L202 51V54H203V52H204V51L207 52ZM214 50H213V51H214ZM233 50H234V48H233ZM235 50H234V51H235ZM255 50H256V48H255ZM255 50H254V51H255ZM22 51H23V50H22ZM33 51H34V50H33ZM36 51H37V50H36ZM39 51H40V50H39ZM41 51H42V49H41ZM44 51H45V50H44ZM48 51H47V52H48ZM58 51H59L58 53H60L62 50L60 49V50H58ZM64 51H62V52H64ZM74 51H75V50H74ZM83 51L85 52V50H83ZM89 51H90V50L86 51L85 53H87V52H89ZM98 51H99V50H98ZM101 51H102V50H101ZM111 51H113V49H112ZM136 51L138 52V51H140V50H136ZM161 51H162V50H161ZM161 51H160V53H161ZM193 51H194V50H193ZM197 51H198V50H197ZM215 51L217 52V54L219 53L217 50H215ZM230 51H232V50H230ZM246 51H247V50H246ZM246 51H245V52H246ZM249 51H250V50H249ZM249 51H248V54H249ZM254 51H253V52H254ZM258 51H259L258 53L261 52V50H258ZM3 52L6 53L5 50H4ZM11 52H13V51L11 50ZM18 52H21V51H18ZM23 52H24V51H23ZM53 52H54V51H52L51 54H52ZM76 52H75V53H76ZM80 52H81V51H80ZM126 52H128V51H126ZM129 52H130V51H129ZM141 52H142V51H141ZM143 52L140 53V55L143 54ZM156 52H154V54H153L152 52L149 53V54H151L150 56H152V55L154 56V55L156 54ZM162 52H163V51H162ZM198 52H199V51H198ZM200 52H199V53H200ZM216 52H215V53H216ZM227 52H226V53H227ZM1 53H2V52H1ZM1 53H0V55H1ZM42 53H43V52H42ZM49 53H50V52H49ZM58 53H57V54H58ZM66 53H67V52H66ZM66 53H64V56L66 55ZM68 53H67V54H68ZM94 53H95V52H94ZM96 53H97V51H96ZM96 53H95V54H96ZM104 53H105V51H104ZM104 53H102V54H104ZM107 53H108V52H106L105 54H107ZM117 53H120V51H117ZM117 53H115V54H117ZM124 53H125V52H124ZM124 53H123V54H124ZM130 53H132V50H131ZM160 53H159V55H160ZM175 53H177V55L179 54V56H178L179 58H181V57L183 58L184 56H186V54H185V55L182 54V55H184V56H181V51H180V53H179V51H178V52H175ZM185 53H186V51H185ZM199 53H196V55H199ZM228 53H229V52H228ZM3 54H4V53H3ZM8 54H10V53H7V55H8ZM14 54H15V51H14ZM14 54H13V56H14ZM16 54H17V52H16ZM51 54H50V55H51ZM54 54L56 55V52H55ZM61 54H62V53H61ZM71 54H70V55H71ZM89 54H91V53H89ZM111 54H112V53H111ZM113 54H114V51H113ZM115 54H114L113 59L116 58V57H115ZM120 54H122V53H120ZM134 54H135V53H134ZM145 54H147V53H145ZM145 54H144V55H145ZM149 54H147V56L145 55L144 57L139 55L140 57H139V56H138V57L142 60L143 58H146V57L149 58V57H150V56L148 57ZM162 54H163V53H162ZM169 54L171 55V54H173V53H169ZM169 54H168V58L170 57ZM189 54H190V52H188L187 57L192 58V59L187 58V60H188V59H189V61H190V60H193V56H194V57H197V59H198V56H195L194 53H192L193 55L190 54V55H192V56H189ZM204 54H205V52H204ZM204 54H203V55H204ZM208 54H209V53H208ZM211 54H212V52H211ZM211 54H209V55H211ZM221 54H222V53H221ZM230 54H232V53L230 52ZM248 54L245 53V56L247 57ZM253 54H256V53H253ZM21 55H22V54H21ZM33 55H36V54L33 53ZM39 55H42V56H43V54H38V55H37L38 58H39V63H41V60H43L42 58H45V57L40 58ZM44 55H45V54H44ZM48 55H49V54H48ZM48 55H47V58H48V59L52 57V55H51V57H49ZM55 55H54V57H52V58H55V57L57 56V55H56V56H55ZM82 55H84L83 52H82L81 55H79V56L81 57ZM86 55H87V54H85V56H86ZM97 55H98V54H97ZM97 55H96V56H97ZM118 55H119V54H118ZM118 55H116V56H117V59L119 58ZM135 55H136V54H135ZM177 55H175V56H177ZM200 55H201V54H200ZM205 55H207V53H206ZM205 55L202 56V57H205ZM218 55H220V53H219ZM218 55H217V56H218ZM233 55H235V54H233ZM5 56H6V54H5ZM9 56H10V55H8V57H9ZM13 56H11V57H12L11 59H13ZM19 56H20V55H19ZM25 56H26V58H27V56H31V55L26 54ZM62 56H63V54H62ZM62 56H61V57H62ZM64 56H63V58L66 59L67 55H66L65 57H64ZM68 56H69V55H68ZM72 56H73V55H72ZM74 56L76 57V55H74ZM79 56H78V57H79ZM96 56L94 57V58H96V60H97L98 58H100V55H98L99 57L97 56L98 58H97ZM110 56H111V55H110ZM124 56H127L126 53H125ZM173 56H174V55H173ZM175 56H174V58H175ZM180 56H181V57H180ZM212 56H213V55H212ZM212 56H211V58H213ZM220 56H222V55H220ZM225 56H228V55H225ZM231 56H232V55H231ZM250 56H251V57H250V60H251V58H253L254 55L251 54ZM256 56H257V55H256ZM1 57H3V56H1ZM1 57H0V59H1ZM6 57H7V56H6ZM16 57H17V56H16ZM16 57H15V58H16ZM57 57H58V56H57ZM57 57H56V58H57ZM82 57H83V56H82ZM90 57H91V56H89V58H90ZM101 57H102V56H101ZM104 57H106V56H104ZM104 57H102L103 59L101 58V60H104V59H105ZM108 57H109V55H108ZM133 57H134V55H133ZM133 57H132V58H133ZM141 57H143V58H141ZM165 57H167V56H165ZM206 57H207V56H206ZM208 57L210 58V56H208ZM218 57H219V56H218ZM222 57H223V56H222ZM222 57H221V58H222ZM233 57H234V56H233ZM243 57H241V58H243ZM246 57H244V58L247 59L249 56H248L247 58H246ZM257 57H258V56H257ZM257 57H256V59H257ZM17 58H20L19 60H21L22 57H17ZM33 58H35V56H34V57H31V61H32ZM38 58H37V59H38ZM47 58H46V60H47ZM63 58H62V59H63ZM67 58H68V59H66V60H69V57H67ZM72 58H73V57H72ZM89 58H88V59H89ZM127 58H128V57H127ZM139 58H137V59H139ZM151 58H152V57H151ZM151 58H150V60H151ZM154 58H156V57L154 56ZM172 58H173V57H171V59H172ZM209 58H208V59H209ZM211 58H210V59H211ZM221 58H220V59H221ZM224 58H225V57H224ZM228 58H229V57H228ZM236 58H237V57H236ZM236 58H235V59H236ZM37 59H36V60H37ZM65 59H64V60H65ZM78 59H79V58H78ZM82 59H84V58H82ZM88 59H86L85 61H87ZM107 59H108V58H107ZM107 59H105L106 62H108ZM111 59H112V58H111ZM111 59L109 58V60H111ZM119 59H120V58H119ZM119 59H118V60H119ZM122 59H123V58H122ZM122 59H121V61L119 62V64H116V65H120V63L125 64L124 62H126V61L122 62ZM156 59H158V58H156ZM165 59H166V58H165ZM165 59H163V61H164ZM176 59H177V58H176ZM185 59H186V58H185ZM199 59H201V56H199ZM199 59L196 60L197 63H198V61H200ZM208 59H207V58H204L203 61L207 60V63H208V61L210 60V59H209V60H208ZM214 59L216 60L217 58L214 57ZM214 59H212V63H213V60H214ZM222 59H223V58H222ZM245 59H242V60H245ZM258 59H259V58H258ZM13 60H14V59H13ZM13 60H12V61H13ZM15 60H16V59H15ZM36 60H35V63H36ZM55 60H56V59H55ZM71 60H72V59H71ZM73 60H74V59H73ZM79 60H80V59H79ZM89 60H90V59H89ZM96 60H95V62H96ZM98 60H99V59H98ZM98 60H97V62H98ZM105 60H104L103 62L101 61L102 63H100V62H99V63L102 64V66H103V65H106V66L108 65V66H109L108 63L103 64V63L105 62ZM114 60H115V62L117 61L116 59H114ZM123 60H124V59H123ZM167 60H169V59H167ZM218 60H219V59H218ZM231 60H234V59H231ZM242 60H240V61H242ZM254 60H255V58H254ZM7 61H8V60H7ZM7 61H6V63H7ZM10 61H11V60H10ZM10 61H9V62H10ZM33 61H34V60H33ZM33 61H32V62H33ZM43 61H44V60H43ZM56 61H57V60H56ZM58 61L60 62V59H58ZM58 61H57V64H59ZM62 61H63V60H62ZM93 61H94V60H93ZM128 61H129V59H128ZM139 61H140V60H138V62H139ZM143 61H144V62H143ZM143 61H142L143 64H144L145 62H147V60L145 61V59H143ZM148 61H149V60H148ZM161 61H162V60H159L158 63L161 62ZM165 61H166V60H165ZM165 61H164V62H165ZM174 61H176V60H175V59L173 60L172 65L174 64ZM203 61H202V62H203ZM219 61H220V60H219ZM245 61H246V60H245ZM0 62H2V61L0 60ZM3 62H4V64H5V61H3ZM3 62H2V63H3ZM15 62H16V61H15ZM73 62H74V61H73ZM73 62H72V63H73ZM88 62H89V61H87L86 63H88ZM90 62H91V64H90ZM90 62H89V65L92 66L94 62L92 63V60H91ZM111 62H112V63H111V64H112V68L109 70V69L106 67V70H109V71L105 72L104 69H103L104 73H107V74H108V72H109V74H110V73H113V74H114L115 72H117V70H115V72H114V70H113V72H111L113 68H114V69H115V68H118V66L115 67V63L113 64V61H112V60H111ZM140 62H141V61H140ZM142 62H141V63H142ZM150 62H157V61H156V60L153 61V59H152V61H150ZM164 62H163V63H159V65H158V63H156L155 66H156V65H158V66H161V65H162V66H163V64H164V65H165V68H166V67H169V66H170L169 64H171V63L168 64V63H166V62L164 63ZM170 62H171V61H170ZM191 62H192V61H191ZM191 62H190V64H191ZM194 62H195V61H194ZM202 62L198 64V66H197L198 69H200V68H199L200 66L202 67V65H201ZM209 62H210V61H209ZM227 62H228V61H227ZM242 62H243V61H242ZM246 62H247V61H246ZM250 62H251V61H249V65H250ZM253 62H254V61H253ZM262 62H264V61H262ZM12 63H13V62H12ZM16 63H20V62H16ZM21 63H22V61H21ZM29 63H30V60H28V65H29ZM43 63H44V62H43ZM66 63H67V62H66ZM75 63H77V62H76V59H75ZM82 63H83V62H82ZM82 63H81V65H82ZM147 63H148V62H147ZM179 63H180V62H179ZM185 63H186V62H185ZM185 63H184V64H185ZM197 63H192V64L197 65ZM205 63H206V62H205ZM207 63H206V65H207ZM212 63H208V64H212ZM216 63H217V62H216ZM256 63H257V61H256ZM14 64H15V63H14ZM30 64H32V63H30ZM36 64H37V63H36ZM57 64L55 65L56 67H57ZM77 64H78V63H77ZM100 64H99V65H100ZM148 64H149V63H148ZM148 64H144L143 67L145 68V65H148ZM150 64H153V63H150ZM150 64H149V66H150ZM167 64H168L169 66H167ZM184 64H182V65H184ZM190 64H189V65H190ZM214 64H215V63H214ZM221 64H223V63H221ZM227 64H228V63H227ZM229 64H230V63H229ZM231 64H232V63H231ZM235 64H236V62L234 63V65H235ZM240 64H241V62H240ZM240 64H239L238 66H240ZM0 65H1V64H0ZM2 65H3V64H2ZM2 65L0 66L1 68H2ZM53 65H54V64H53ZM59 65L61 66V64H59ZM69 65H70V64H69ZM89 65H88V67H89ZM99 65H98V66H99ZM125 65H127V64H125ZM125 65H124V70H125V67H126V69H128L127 66H125ZM139 65L141 66L142 64H139ZM172 65H171V66H172ZM195 65H194V66H195ZM215 65H216V64H215ZM217 65H218V63H217ZM244 65L248 66V68H249V65H248V64H244ZM16 66H17V65H16ZM21 66H22V65L20 64V65L17 66V67L19 68V67H21ZM26 66H27V65H26ZM37 66H39V65H37ZM43 66H44V64H43ZM55 66H52L53 69L55 68ZM62 66H63V65H62ZM64 66H66V65L64 64ZM64 66H63V67H64ZM67 66H68V65H67ZM67 66H66V67H67ZM73 66H74V67H73ZM77 66H78V65H77ZM77 66H76V67H77ZM79 66H80V65H79ZM85 66H86V65H85ZM85 66H84V67H85ZM102 66H101V67H102ZM113 66H114V67H113ZM129 66H130V65H129ZM140 66H139V68H140ZM151 66H152V65H151ZM151 66H150V67H151ZM153 66H154V64H153ZM179 66H180V65H179ZM191 66H192V65H191ZM228 66H229V65H228ZM238 66H237V68H238ZM252 66H253V65H252ZM4 67H5V65H4ZM6 67H8V66H6ZM30 67H31V65H30ZM32 67H33V65H32ZM34 67H35V66H34ZM52 67H51V68H52ZM66 67H64V71H66V70H65ZM69 67H70V66H69ZM72 67L75 68V65H71V67H70V68H71V72H73V71H72ZM80 67H81V66H80ZM86 67H87V66H86ZM101 67H100V69L98 68V73H99V71H101ZM103 67H104V66H103ZM109 67H110V66H109ZM120 67H121V66H120ZM134 67H135V66H134ZM150 67H149V68H150ZM156 67H157V66H156ZM181 67H182V66H181ZM181 67H180V69H181ZM188 67H189V66H188ZM188 67H187V68H188ZM192 67H193V66H192ZM210 67H212V66H208V68H210ZM213 67H214V66H213ZM213 67H212V68H213ZM221 67H222V66H221ZM240 67H241V66H240ZM257 67H258V66H257ZM1 68H0V69H1ZM8 68H9V67H8ZM8 68H6L5 71H7ZM26 68H27V67H26ZM37 68H38V67H37ZM58 68H59V66H58ZM61 68H62V67H61ZM70 68H69L68 70H70ZM121 68H122V67H121ZM139 68L137 69V67H136L135 69H136V70H139ZM141 68H142V67H141ZM151 68H152V67H151ZM154 68H155V67H154ZM165 68H164V69H165ZM171 68H172V67H171ZM177 68H178V67H177ZM206 68H207V66H206ZM208 68H207V69H208ZM237 68H236V70H237ZM241 68H244V67H241ZM241 68H238V69H239V73H240V71L242 70ZM248 68H247V67L244 68V69H243L244 71H242V73H241V74L244 75V77H241V78H242V79L244 78L245 81L247 80V79H246V78H247V76H246L247 74L249 75V77L252 76V78H253V77L255 78V77H256V74L258 73V72H257L258 68H257L256 70H254V73H255V75H254V73H253V68H252V67H250V68H251V73H252V75H250L248 72H247V74L243 73V72H246V71H250ZM255 68H256V67H255ZM260 68H262V64H261V67L259 66V71L261 70ZM4 69H5V68H4ZM4 69H1V71L4 70ZM10 69H11V68H10ZM13 69H14V65H13L12 71H13ZM21 69H22V70L24 69V65H23V67H22ZM21 69L19 68V70H21ZM29 69H30V68H29ZM29 69H25L24 71H28V72H29ZM32 69H33V68H32ZM38 69H39V68H38ZM38 69H35V70H38ZM40 69H44V68H40ZM56 69H57V68H56ZM62 69H63V68H62ZM83 69H84V68H83ZM135 69H132V73H134L133 70H135ZM156 69H157V68H156ZM164 69H162V70H164ZM168 69L170 70V73H171V76H172V71L175 70L174 67L172 68V71H171L170 68H168ZM168 69H166V71H167ZM178 69H179V68H178ZM189 69H191V68H189ZM194 69H195V67H194ZM219 69H220V68H219ZM240 69H241V70H240ZM246 69H248V70H246ZM262 69H264V65H263V68H262ZM35 70H33V71H34V75H36V72H38V71L35 72ZM57 70H58V69H57ZM59 70H61V69H59ZM59 70H58V72H59L58 74H62V73H60L61 71H59ZM68 70H67V71H68ZM74 70H75V69H74ZM79 70H80V69H79ZM84 70H85V69H84ZM88 70H90V71H88L89 73L92 72V71H91V68L88 69ZM92 70L94 71V70H95V67H94V69H92ZM128 70H129V69H128ZM146 70H147V69H146ZM151 70H153V69H151ZM162 70H161L160 73H159L160 75H161V73H162ZM183 70H184V69H183ZM183 70H181V71H183ZM202 70H203V68H201L200 71L202 72ZM209 70H210V69H209ZM216 70H218V69H216ZM1 71H0V72H1ZM12 71L9 70L8 74H9L10 72H12ZM43 71H44V70H43ZM43 71H41V72H43ZM48 71H49V70H48ZM95 71H97V69H96ZM95 71H94V72H95ZM121 71H122V70H121ZM164 71H165V70H164ZM166 71H165V72H166ZM181 71H180V72H181ZM193 71H194V70H193ZM203 71H204V70H203ZM218 71H221V70H218ZM218 71H217V73H218ZM229 71H230V70H229ZM255 71H256V72H255ZM263 71H264V70H263ZM28 72H27V73H28ZM31 72H32V70H31ZM49 72H51V69H50ZM69 72H70V71H69ZM69 72H67V73H69ZM80 72H81V71H79V73H80ZM83 72H84V71H83ZM94 72H93V74H94ZM130 72H131V71H130ZM153 72H154V70H153ZM153 72H152V73H153ZM214 72H215V71H214ZM237 72H238V70H237ZM261 72H262V71H261ZM261 72H260V73H261ZM1 73H2V72H1ZM14 73H15V72H14ZM17 73H19V72H17ZM20 73H21V71H20ZM27 73H25V74H27ZM55 73H57V72H55ZM55 73H54V74H55ZM67 73H66V75L68 76ZM73 73H74V72H73ZM79 73H78V74H79ZM123 73H124V72H123ZM123 73H122V77H123ZM128 73H129V71H128ZM132 73H130V74H128V75H131ZM170 73H169V74H170ZM174 73H175V72H174ZM183 73H184V72H183ZM192 73H194V75H195V72H192ZM196 73H197V70H196ZM198 73H199V72H198ZM198 73H197V74H198ZM202 73H204V72H202ZM210 73H211V72H210ZM215 73H216V72H215ZM215 73H212V75H214ZM260 73H259V74H260ZM5 74H6V73H5ZM8 74H6V75H8ZM32 74H33V72H32ZM37 74H38V73H37ZM44 74H48V73H44ZM90 74H91V73H90ZM99 74H100V73H99ZM102 74H103V73H102ZM115 74H116V73H115ZM117 74H118V72H117ZM139 74H140V72H139ZM162 74H163V73H162ZM165 74H168V73H164V78H165V76H166ZM175 74H176V73H175ZM179 74H180V73H179ZM188 74H189V73H188ZM188 74H187V75H188ZM206 74H207V73H206ZM236 74H237V73H236ZM241 74H240V75H241ZM0 75H1V74H0ZM28 75H29V73H28ZM42 75H43V74H41V76H42ZM49 75H51V74H49ZM69 75H70L69 78L67 77V78H68V80H67L68 82H69V79H70V78L72 79V78H73V75H76V74H72V73H71V74H69ZM71 75H72V77H71ZM125 75H126V74H125ZM133 75H134V74H133ZM148 75H150V74H148ZM157 75H158V74H157ZM182 75H183V74H182ZM182 75H180V76H182ZM194 75H193V76H194ZM201 75H203V74L199 73V76H201ZM222 75L225 76V73L222 74ZM234 75H235V74H234ZM2 76H4V75H2ZM9 76H11V75H9ZM26 76H27V75H25L24 77H26ZM39 76H40V75H39ZM41 76H40V77H41ZM46 76H47V77H44L43 79L48 78V75H46ZM51 76H52V75H51ZM51 76H50L49 78H51ZM59 76H60V75H57V76L55 77V79L57 78V80H58V77H59ZM61 76H63V75H61ZM61 76H60V77H61ZM80 76L82 77V75H80ZM83 76H84V78L87 77L86 74L84 75V73H83ZM105 76H106V75H105ZM105 76H103V78H104ZM161 76H162V77H161ZM161 76H160L161 79L159 80L160 77H159V75H158V78H157V79H158L159 81H161L162 78H163V75H161ZM185 76H186V73H185ZM185 76H184V78H185ZM197 76H198V75H197ZM197 76H194V77L196 78V80L198 79ZM199 76H198V77H199ZM204 76H205V75H204ZM220 76H221V74H219V76H216V78H217V77L219 78ZM235 76H236V77H235ZM235 76H233L232 79H233L234 77H235V79H236V78H237V75H235ZM258 76L264 77V76L261 75V74L258 75ZM258 76H257V77H258ZM0 77H1V76H0ZM6 77H7V76H6ZM16 77H17V78H16ZM16 77H15V78H16V80H17L18 78L21 77V75H20V76H16ZM32 77H33L34 79L36 78L35 76H32ZM37 77H38V75H37ZM40 77H39V78H40ZM63 77H65V76H63ZM111 77H113V75H112ZM120 77H121V75H120ZM122 77H121V78H122ZM126 77H129L128 79H130V76H125V77H123V78L126 79ZM133 77H134V76H133ZM143 77H145V76H143ZM147 77H149V76H147ZM168 77H170V76H167L166 79H168ZM177 77H178V76H177ZM188 77H191V73H190V76H188ZM206 77H207V79H206ZM206 77H205V78L203 77V80H202V77H199V79L201 78V80H202V82H200V83H203L202 85H204V84L206 85V83H208L207 80L210 79V77L212 78L213 76H210V77H209V76L206 75ZM208 77H209V78H208ZM228 77H229V76H228ZM228 77H227V75H226L225 79L228 78ZM261 77H259V78H261ZM4 78H5V76H4ZM7 78H8V77H7ZM15 78H10V79H13V80H14ZM33 78H32V81L34 80ZM67 78H65V79H67ZM78 78H79V76L76 77L75 80H77ZM82 78H83V77H82ZM88 78H89V80L91 79L90 75L88 76ZM101 78H102V76H101ZM101 78H100V80H101ZM105 78H107V77H105ZM116 78H117V77H116ZM121 78H119V79H121ZM134 78H135V77H134ZM134 78H133V80H134ZM138 78H139V77H138ZM151 78H152V77H151ZM173 78H174V76L172 77V79H173ZM175 78H176V77H175ZM178 78H179V77H178ZM178 78H177V79H178ZM186 78H187V76H186ZM191 78L193 79V77H191ZM216 78H215V79H216ZM222 78H223V76H222ZM230 78H231V77H230ZM230 78H229V79H230ZM22 79H24V78L21 77V80L19 79L20 81H19V80H18V81H19L20 83H21V81H26V80H22ZM30 79H31V78H30ZM37 79H38V78H37ZM43 79H42V80L40 79V81L42 82ZM55 79L53 78L52 81L54 82ZM95 79H96V78H95ZM113 79H114V78H113ZM145 79H146V78H145ZM148 79H149V78H148ZM157 79H156L155 82H157ZM172 79H169V80H171V82H172ZM177 79H175V80H177ZM181 79H183V76H182ZM181 79H179V80H181ZM192 79H189V78H188V81H189V80H192ZM215 79H214V80H215ZM242 79H241V80H242ZM3 80H4V79H3ZM61 80H63V79L60 78V81H61ZM84 80H87V79H84ZM91 80H93V79H91ZM91 80H90V81H91ZM106 80H107V79H106ZM106 80H105V82H107ZM131 80H132V76H131V79H130L129 81H131ZM136 80H137V77L135 78V81H136ZM164 80H165V79H164ZM173 80H174V79H173ZM175 80H174V82H175ZM210 80H213V79H210ZM210 80H209V83L211 82ZM230 80H231V79H230ZM230 80H228V81H230ZM236 80H237V79H236ZM241 80L239 79V80H237V82L240 81V83H242ZM5 81L9 82L10 80L7 79V80H5ZM38 81H39V80H38ZM46 81H47V79L45 80V82H46ZM60 81H59V83L62 84ZM64 81H66V80H64ZM67 81H66V83H67ZM80 81H82V80H80ZM115 81H117V80H115ZM125 81H127V80H125ZM135 81H133V82H135ZM137 81H138V80H137ZM159 81H158V82H159ZM183 81L185 82V81H187V80L184 79ZM188 81H187V84L189 85L191 82L189 81L190 83H188ZM194 81H195V79H194ZM204 81H205V83H204ZM206 81H207V82H206ZM216 81H217V79H216ZM218 81H219V80H218ZM223 81H224V80H223ZM226 81H227V80H226ZM228 81L226 82L225 86L228 85L227 83H230V82H228ZM231 81H232V80H231ZM247 81H248V80H247ZM247 81H246V82H247ZM253 81H256V82H258V81L260 82V81H261L259 85H261V87L263 88V85H262V84H263L264 82L262 83V81H263L262 78H261L260 80H259V79L257 80V78H256L255 80L251 79V82H252V83H253ZM7 82H5L4 84H6ZM11 82H13V81H11ZM11 82H9V83H11ZM33 82H34V81H33ZM49 82H50V80H49ZM70 82H71V81H70ZM70 82H69V83H70ZM76 82H77V81H76ZM96 82H97V81H96ZM102 82H103V81H102ZM102 82H101V83H102ZM105 82H104V83H105ZM108 82H109V84H110V83H111V80H110V81L108 80ZM118 82H119V81H118ZM121 82H123V80H122ZM148 82H149V80H148ZM150 82H151V80H150ZM155 82H154V83H155ZM163 82H164V81H163ZM163 82H162V83H163ZM166 82H169V81L166 80ZM166 82H165V84H163V85L161 84V86L163 87L164 85H167ZM174 82H173V84H174ZM177 82L179 83L178 80H177ZM180 82H182V80H181ZM184 82H182V83H184ZM246 82H245V83H242V84H239V82H238V85H241V86L243 85V86H245ZM248 82H250V80H249ZM256 82H254V83H256ZM16 83H17V81H16L14 84H16ZM22 83H23V82H22ZM27 83H28V82H27ZM29 83H30V82H29ZM38 83H39V82H38ZM38 83H36V84H38ZM55 83H57V85L59 84L58 82H55ZM55 83H54V85H53L54 90H56L59 86H61V85H59V86H57V88L55 89V87H56V86H55ZM71 83H72V82H71ZM73 83H74V82H73ZM73 83H72V85H73ZM77 83H78V84L80 83L79 85H81V86H78V87H80V89H82V88L84 87V86L82 87V85H85V84H82L83 81H82V83L79 82V81H78ZM84 83H85V81H84ZM94 83H95V82H94ZM97 83H98V82H97ZM127 83H129V82H127ZM140 83H141V82H140ZM140 83L138 82V86L140 87V85H141V88H143V85H144V84L142 85V84H140ZM154 83H153V84H154ZM159 83H161V82H159ZM178 83H177V86H180V88H181L182 90L180 91V90L178 89L179 87L176 88L175 85L171 87V85H172V83H171V84H170V87H171L172 89H173V87H175V90H173L172 92H175V91H176V93H177L178 95L180 94V92H183V94H185L186 92L184 93V91H188V90H187V89H183L181 86L183 85L184 88H187V85H186V84H185V85H184V84H181V85H180V83H179V84H178ZM185 83H186V82H185ZM192 83H193V80H192ZM192 83H191V84H192ZM197 83H198V84H197L198 86L195 85L196 82L193 84V85H195V87H192V91H193V92H194V91L197 92V90H198L197 87H200V86H201V84H199V82H197ZM209 83H208V84H209ZM224 83H225V81L222 83L223 86H224ZM231 83H232V82H231ZM233 83H235V81H233ZM233 83H232V84H233ZM252 83H251V85H252ZM254 83H253V86H250V87H249V88H251L252 90L254 89L253 87H255ZM1 84H2V83H1ZM1 84H0V86H1ZM4 84H2V87L4 86ZM31 84H32V83H31ZM33 84H34V87H35V83H33ZM78 84H77V85H78ZM92 84H93V83H92ZM114 84H115V83H114ZM114 84H113V85H114ZM117 84H118V83H116V85H117ZM119 84H120V83H119ZM123 84H125V83H123ZM133 84H134V83H133ZM133 84H132V85H133ZM139 84H140V85H139ZM145 84H146V86H147V83H145ZM191 84H190V86H191ZM10 85H12V83H11ZM10 85H9V87H10ZM20 85H21V84H20ZM24 85H26V83H25ZM41 85H42V84L39 83V87H41ZM110 85H112V83H111ZM110 85H109V86H110ZM150 85H151V83H150ZM158 85H159V84H158ZM193 85H192V86H193ZM205 85H204V87H205ZM220 85H221V83H220ZM259 85H257V86L259 87ZM7 86H8V83H7ZM27 86H30V85H27ZM27 86H26V87H27ZM31 86H32V85H31ZM31 86H30V87H31ZM37 86H38V85H37ZM37 86H36V87H37ZM70 86H71V84H70ZM86 86H87V85H85V87H86ZM91 86H92V85H91ZM94 86L96 87V85H94ZM104 86H105V85H104ZM118 86H122V83H121V85H118ZM118 86H117V87H118ZM130 86H131V85H130ZM130 86H129V88H130ZM167 86H169V85H167ZM185 86H186V87H185ZM223 86H222V87H223ZM229 86H230V85H229ZM229 86H228V87H229ZM2 87H0V88L2 89ZM34 87H33V88H34ZM61 87H62V86H61ZM66 87H67V86H66ZM74 87L76 88V86H74ZM78 87H77V88H78ZM97 87H98V86H97ZM100 87H102V86L100 85L99 88H100ZM125 87H126V86H125ZM131 87H132V86H131ZM136 87H137V86H136ZM148 87H149V86H148ZM157 87H159V86H157ZM226 87H227V86H226ZM226 87H225V88H226ZM228 87H227V88H228ZM234 87H236V86H234ZM234 87H231V88L234 89ZM258 87L255 88V89H259ZM7 88H8V87H7ZM10 88H13V87H10ZM27 88H29V87H27ZM27 88H26V89H27ZM44 88H45V87H44ZM44 88H41V89H44ZM59 88H60V87H59ZM62 88H63V87H62ZM64 88H65V87H64ZM159 88H160V87H159ZM159 88H158V90H160ZM188 88H189V87H188ZM194 88H195V90H194ZM202 88H203V86H202ZM225 88L223 87L224 90L222 89V90L219 91V92L224 91V93H225V92L227 91V88H226V89H225ZM236 88H237V87H236ZM236 88H235V89H236ZM238 88H239V87H238ZM238 88H237V90H238ZM4 89H6V88L4 87ZM20 89H22V88L20 87ZM23 89H24V88H23ZM30 89H31V88H30ZM35 89H37V88H34V91H35ZM38 89H40V88H38ZM67 89H68V88H67ZM70 89H72V88H70ZM86 89H88V88H86ZM91 89L93 90V89H95V88H91ZM91 89H90V90H91ZM100 89H101V88H100ZM106 89H108V87H106ZM106 89H105V90H106ZM131 89H132V88H131ZM133 89H134V88H133ZM138 89H139V88H138ZM138 89H137V90H138ZM143 89H144V88H143ZM151 89H152V88H151ZM153 89H154V88H153ZM176 89H177V90H176ZM189 89H190V88H189ZM200 89H201V88H200ZM240 89H241V88H240ZM240 89L238 90L239 92H240ZM251 89H249V94H250V95H254V94L252 93ZM255 89L253 90V92L255 93L256 96H257V94H259V93L261 94L260 90H259V93L256 94L255 91H258V90H255ZM32 90H33V89H32ZM50 90H51V89H50ZM50 90H49V92H50ZM52 90H53V89H52ZM59 90H60V89H59ZM73 90H74V89H73ZM83 90H85V89H83ZM83 90H82V93H83ZM102 90H104V87H103ZM112 90H113V88H112ZM114 90H115V89H114ZM119 90L121 91L120 88H119ZM123 90H124V89H123ZM135 90H136V89H134V91H135ZM140 90H141V89H140ZM149 90H150V88H149ZM170 90H171V89H170ZM170 90H169V91H170ZM183 90H184V91H183ZM225 90H226V91H225ZM228 90H230V92H232V89H228ZM237 90H236V91H237ZM16 91H17V89H16ZM24 91H25V90H24ZM24 91H23V92H24ZM30 91H31V90H30ZM41 91H42V90H41ZM56 91H57V90H56ZM64 91H65V90H64ZM64 91H63V93L66 92V91H65V92H64ZM69 91L71 92L72 90H69ZM80 91H81V90H80ZM94 91H95V90H93V91H89V92H90L91 94H93V95H94V93H96V94L100 93V90H99L98 93H97L98 90H97L96 92H94ZM110 91H111V90H110ZM115 91H116V90H115ZM134 91H133V92H134ZM138 91H139V90H138ZM154 91H155V89H154ZM163 91H164V90H163ZM177 91H178V92L180 91V92L178 93ZM213 91H214V90H213ZM246 91H247V90H246ZM250 91H251V92H250ZM261 91H262V93H263L264 89H263V90L261 89ZM3 92L6 93V92H8V91H6V92L3 91ZM11 92H12V91H11ZM23 92L21 91V93H23ZM35 92H36V91H35ZM42 92H44V91H42ZM45 92H46V91H45ZM45 92L43 93V95L45 94ZM54 92H55V91H54ZM105 92H106V91H105ZM122 92H123V91H122ZM135 92H136V91H135ZM145 92H146V91H145ZM151 92H153V91L151 90ZM156 92H157V91H156ZM164 92H166L167 94L169 93L168 96H169V99H170V96H171L170 92H167V91H164ZM164 92L162 93V92L160 91L159 93H162L164 96L167 95L166 93L164 94ZM199 92H200V91H199ZM199 92H198V93H199ZM214 92L216 93L215 95L221 94V93H219V92L217 93L216 91H214ZM214 92L211 93L210 95L214 94ZM17 93H18V92H17ZM31 93H32V92H31ZM46 93H47V92H46ZM51 93H52V92H51ZM55 93H58V92H55ZM55 93H54V94H55ZM63 93H62V94H63ZM72 93H74V92H72ZM75 93H76V92H75ZM115 93H116V92H115ZM115 93H114V94H115ZM118 93H120V92H118ZM188 93H190V90H189V92L186 93V99H185V95H184V97H183L184 99H183V98H180L182 95H181V96L179 95L180 97H179V96L177 97V98L179 99V105H180V106H184L183 102H184L185 104H186V103L188 104V103H191V102L193 101V100H192V101L186 102L187 100H190V99H187V98H188L187 96H189ZM233 93H234V92H233ZM236 93H237V92H236ZM251 93H252V94H251ZM0 94H2V93H0ZM18 94L21 95L20 93H18ZM47 94H48V93H47ZM62 94H61V95H62ZM79 94H80V92H78V95H79ZM87 94H88V91H87ZM132 94H134V93H132ZM136 94H137V93H136ZM142 94L145 95L143 92H142L140 95H142ZM162 94H159V95H162ZM190 94H191V93H190ZM193 94H194V93H193ZM193 94H192V95H193ZM206 94L208 95L207 92H206ZM206 94H205V96H206ZM222 94H223V93H222ZM226 94L229 95V91L226 92ZM245 94H247V93L245 92ZM7 95H9V93H7ZM7 95H5L6 98H7ZM11 95H12V94H11ZM23 95H25V94H23ZM52 95H53V94H52ZM65 95H67V94H65ZM68 95H69V92H68ZM71 95H73V94H71ZM81 95H82V94H81ZM85 95H86V92H85ZM88 95H90V94H88ZM93 95H92V96H93ZM98 95H99V94H98ZM101 95H102V93H101ZM103 95H105V94H103ZM109 95H110V94H109ZM111 95H112V94H111ZM124 95H127V94L124 93ZM129 95H130V93H129ZM134 95H135V94H134ZM150 95H151V93H150ZM172 95H173V96H172L171 98L174 97V94H172ZM192 95H191V96H192ZM194 95H195V94H194ZM196 95H197V94H196ZM196 95H195V97L197 98ZM210 95H209V96H210ZM215 95H214V98H215ZM223 95H224V94H223ZM223 95H222V97H223ZM235 95H236V94H235ZM235 95H234V96H235ZM242 95H244V94H242V92H241V95L239 96L240 99L237 97V99H238L237 102L240 100V103H239V104H241V103L243 102V101H241L242 98H243ZM1 96H2V95H1ZM62 96H63V95H62ZM164 96H161V97H162V98H165V97L167 98V96H165V97H164ZM191 96H190V98H192ZM201 96H202V95H201ZM241 96H242V97H241ZM244 96H245V95H244ZM247 96H249V95H246V96H245V99L243 98V100H244L245 102L247 101L246 99L254 100V98L256 97V96H255V97L251 96V97H253V99H252V98H250V97L247 98ZM263 96H264V93H263ZM2 97L4 98V95H3ZM2 97H1V98H2ZM44 97H45V96H44ZM60 97H61V96H60ZM193 97H194V96H193ZM217 97H218V96H217ZM257 97H259V95H258ZM6 98H5V100H6ZM8 98L10 99L11 97L8 96ZM61 98H62V97H61ZM102 98H103V97H102ZM166 98H165V99H166ZM174 98H176V96H175ZM174 98H173V101L171 100V101L173 102V103H172L173 106H175V104H176V103L174 104ZM203 98L206 100V98L204 97V95L202 96V99H203ZM207 98H208V97H207ZM210 98L212 99V97H209L208 100H210ZM219 98H220V97H219ZM219 98H217V99H219ZM226 98H227L226 101H232L231 103H233L234 101L236 102V99H233V100H232V98H235V97H233V96H231V98H228V97H226ZM9 99H8V100H9ZM45 99H46V98H45ZM64 99H65V98H64ZM64 99H63V100H64ZM138 99H139V98H138ZM165 99H163V100H165ZM181 99H182L183 101H182ZM200 99H201V98H200ZM200 99H199V100H200ZM204 99H203V100H204ZM228 99H230V100H228ZM262 99L264 100L263 97H262ZM8 100H7V101H8ZM163 100H162V102H165V101H163ZM166 100H168V99H166ZM185 100H186V101H185ZM199 100H198V102H199ZM203 100H201V101H203ZM219 100H220V99H219ZM219 100H218V102H219ZM255 100L258 101L259 99L257 98V99H255ZM263 100H262V101H263ZM2 101H3V99H2ZM34 101H35V100H34ZM41 101H43V99H42ZM138 101H139V100H138ZM169 101H170V100H169ZM175 101H176V100H175ZM180 101H182V105L180 104ZM201 101H200V103H201ZM213 101H214V103H216L217 100H216V101L213 100ZM226 101L224 100V97H223L222 102H224V104H225ZM249 101H250V100H249ZM260 101H261V100H260ZM3 102H4V101H3ZM3 102H2V103H3ZM5 102H6V101H5ZM8 102H9V101H8ZM36 102H37V101H36ZM38 102H39V101H38ZM44 102H45V101H44ZM46 102H47V101H46ZM102 102H103V101H102ZM104 102H105V101H104ZM135 102H136V101H135ZM204 102H205V101H204ZM206 102H207V101H206ZM218 102H217V103H218ZM250 102L252 103V101H250ZM15 103H16V102H15ZM18 103H19V102H18ZM58 103H60V102H58ZM130 103H131V102H130ZM166 103H167V102H165V104H166ZM177 103H178V102H177ZM193 103H195V102L193 101L192 104H193ZM210 103H211V102H210ZM217 103H216V105H217ZM231 103H229V104H231ZM246 103H247V104H250V103H248V102H246ZM25 104H27V103H25ZM38 104H39V103H37V105H38ZM41 104H42V105H41ZM41 104L38 105V106H40V108L43 106V104H46V103H41ZM104 104H105V103H104ZM165 104H164V105H165ZM167 104H168V103H167ZM167 104H166V107H165V106H164V107H165L166 109H170V107H171L172 104L170 103V104H171L170 107H169V105H167ZM187 104H186V106H184V107L188 108V111L190 110V111H191V112H190L191 114L194 113V114H193L194 116L191 115V114H187V112H188L187 110H186V112L182 111V114L179 113V111H178V113H179V116H178L179 119L182 117V115H183V116H185V115H189L190 118L193 119V118L195 117V119H196V117H197L196 115H198V112H200V111H197V112H196V111H193L192 108H189V107H192V106L189 104L190 106L187 107ZM204 104H205V103H204ZM224 104H223V105H224ZM229 104H228V105H229ZM234 104H236V103H234ZM239 104H236V105H238L237 108L239 109V113H240V114H239V113H237V114H239L240 117L243 116V118H244L245 111L243 112V110H242L241 112H243V115H241V112H240V108H241V107H239V106H242V108H243V104H244V102L242 103V105H239ZM254 104H256V103H253V104L249 105V107L252 106V105H254ZM258 104H259V103H258ZM11 105H12V103L10 104V108H11V110H12V109H13V108H12L13 105H12V106H11ZM35 105H36V104H35ZM208 105H209V103H208ZM225 105H226V104H225ZM261 105H264V103H263V104L261 103ZM261 105H259V106H261ZM18 106H19V105H18ZM27 106H28V104H27ZM31 106H32V105H31ZM104 106H105V105H104ZM130 106H131V105H130ZM130 106H129V109H130ZM177 106H178V105H176V107H177ZM180 106H179V107H180ZM205 106H206V105H205ZM212 106H214V105L212 104ZM230 106H231V105H230ZM230 106H229V107H230ZM256 106H257V105H256ZM33 107H34V106H33ZM262 107L264 108V106H262ZM40 108L38 107V109H40ZM103 108H104V107H103ZM103 108H102V109H103ZM124 108H125V107H124ZM127 108H128V107H127ZM172 108H173V107H172ZM182 108H183V107H182ZM196 108H197V107H196ZM196 108H195V110H197ZM214 108H215V106H214ZM214 108H213V109H214ZM218 108H219V107H218ZM233 108H234V106H233ZM8 109H9V108H8ZM28 109H30V108H28ZM38 109H37V110H38ZM41 109H42V108H41ZM131 109H132V107H131ZM159 109H160V108H159ZM162 109H164V108L162 107ZM177 109H179V108H177ZM180 109H181V108H180ZM180 109H179V110H180ZM193 109H194V108H193ZM198 109H199V108H198ZM213 109H212V110H213ZM221 109H222V108H221ZM226 109H227V108H226ZM226 109H225V110H226ZM228 109H229V108H228ZM243 109H244V108H243ZM253 109L256 111V107H255V105H254ZM253 109H252V110L250 109V111H249V113H248L249 116L251 115L250 112H252ZM260 109H261V107H260ZM9 110H10V109H9ZM15 110H16V111L12 110V113H13V112H14V113L16 112V114H17L18 109H15ZM21 110H23V108H22ZM31 110H32V108H31ZM37 110H35V112H36ZM64 110H65V109H64ZM98 110H100V109H98ZM123 110H124V109H123ZM153 110H154V109H153ZM153 110H152V111H153ZM182 110H184V108H183ZM215 110H216V109H214V112H215ZM230 110L232 111V109H230ZM244 110H246V108H245ZM5 111H6V110H5ZM23 111H24V110H23ZM25 111H26V110H25ZM29 111H30V110H29ZM38 111H39V110H38ZM43 111H44V110H43ZM49 111H50V110L48 109V112H49ZM124 111H125V110H124ZM150 111H151V108H150ZM157 111H158V112H157ZM157 111H156L157 114H159V111H161V109H160V110H157ZM166 111H167V110H166ZM166 111H165V112H166ZM168 111H169V110H168ZM170 111H172V110H170ZM180 111H181V110H180ZM231 111H230V112H231ZM263 111H264V110H263ZM26 112H27V111H26ZM31 112H32V111H31ZM35 112H34V113H35ZM40 112H41V111H40ZM126 112H127V111H126ZM176 112H177V110H176ZM214 112H212V113H214ZM217 112H218V110H217ZM236 112H238V111H236ZM236 112H235V113H236ZM259 112H260V111L258 110V113H259ZM3 113H4V112H3ZM6 113H7V112H6ZM22 113H23V112H22ZM28 113H29V112H28ZM34 113H33V114H34ZM37 113H38V112H37ZM44 113H47V112L45 111ZM44 113L41 112L42 115H43ZM50 113H52V112H50ZM68 113H69V111H68ZM160 113H161V112H160ZM162 113H163V110H162ZM162 113H161V114H162ZM178 113H175V114L177 115ZM188 113H189V112H188ZM196 113H197V114H196ZM231 113H232V112H231ZM253 113H254V112H253ZM256 113H257V112H256ZM256 113H254V114H256ZM258 113H257V115H258ZM263 113H264V112H263ZM31 114H32V113H31ZM33 114H32V117H33ZM127 114H128V112H127ZM150 114H151L152 116L155 117V114H156V113H154V115H153L152 112H151ZM184 114H185V115H184ZM200 114H201V112H200ZM232 114H233V113H232ZM7 115H8V114H6V116H7ZM9 115H10V113H9ZM18 115H20V109H19ZM23 115H24V114H23ZM25 115H27V114L25 113ZM123 115H124V114H123ZM173 115H174V111H173ZM180 115H181V117H180ZM216 115H218V114L216 113ZM225 115H227V114H225ZM259 115H260V114H259ZM36 116H37V115H35V117H33V118L35 119V120H33V123L36 122V118H37ZM44 116H46V115H44ZM47 116H49V114H47ZM47 116H46V118H47ZM51 116H52V115H51ZM74 116H75V115H74ZM74 116H73V117H74ZM87 116H88V115H87ZM125 116H127V115H125ZM160 116H161V115H159V116L157 117V115H156V117L158 118V120H157V119H156V120L159 121V123L162 121V120L159 119ZM191 116H192V117H191ZM204 116H205V115H204ZM204 116H203V117L201 116V118H200V117H199V118L202 119V118H204ZM222 116H224L223 113H222ZM9 117H10V116H9ZM13 117H15V116L13 115ZM13 117H12V118H13ZM21 117H22V116H21ZM52 117H53V116H52ZM52 117L49 116L50 120L52 119ZM82 117H84V116H82ZM85 117H86V116H85ZM154 117H153V118H154ZM185 117L189 118L188 116H185ZM205 117H206V116H205ZM208 117H209V118L214 117V118H212V120H214V119L216 120V118H218L217 121H218L219 118H220V117H218V116L215 117V116H210V115H209ZM225 117H226V116H224V118H225ZM234 117H235V116H234ZM234 117H232V118H234ZM246 117H247V116H246ZM251 117H252V116H251ZM255 117H256V116H255ZM23 118H24V117H22V119H23ZM55 118H56V117H55ZM75 118H76V117H75ZM162 118H165V117H161V119H162ZM170 118H172V117H170ZM197 118H198V117H197ZM237 118H238V119H241V118L238 117V115H237ZM248 118H249V119H248V122H247V123H248V124L250 123V126H251V125H252V122H250V117H248ZM259 118L262 119V118H264V117H262V118L259 117ZM4 119H5V118H4ZM6 119H7V117H6ZM9 119H10V118L7 119L8 122H10ZM76 119H77V118H76ZM78 119H79V118H78ZM123 119H125V117H124ZM166 119H167V118H165V120H166ZM168 119H169V118H168ZM168 119H167V121H168ZM184 119H185V118H183V121H186V120H184ZM192 119H191V120H192ZM222 119H223V118H221V120H222ZM230 119H231V118H230ZM238 119H237V120H238ZM12 120H13V119H12ZM42 120H44V119H42ZM109 120H110V119H109ZM152 120H153V119H152ZM169 120H170V119H169ZM176 120H177V119H176ZM176 120H173V121H176ZM196 120H198V119H196ZM210 120H211V119H210ZM210 120H209V121H210ZM215 120H214V121H215ZM224 120H225V119H224ZM232 120H233V119H232ZM244 120H245V119H244ZM254 120H255V119L253 118V120H251V121H254ZM257 120H259V119L257 118ZM257 120L254 121V122H255L254 124L257 123ZM7 121H6V120H5V121L3 120V125H7ZM31 121H32V120H31ZM31 121L29 122V124L31 123ZM39 121H41V120H39ZM72 121H73V120H72ZM79 121H80V120H79ZM128 121H129V120H128ZM154 121H155V120H154ZM154 121H153V122H154ZM167 121H166V123L169 122V121H168V122H167ZM188 121H189V120H188ZM188 121H187V123H188ZM217 121H215V123H217ZM226 121H227V119H226ZM235 121H236V119H234V122H235ZM5 122H6V124H4ZM42 122H43V121H42ZM48 122H49V120H48ZM50 122H51V121H50ZM50 122H49V123H50ZM53 122H54V119H53ZM104 122H105V120H104L102 123L104 124ZM109 122H111V121H109ZM131 122H132L131 124H130V122H129V125H130V126L132 125V126H131V127H128V128H131V130H132L134 127L136 128V126H133V125H135L136 122H137L136 125H140V124H141V123H138L137 120H136L135 122H134V121H131ZM170 122H171V120H170ZM180 122H182V121H180ZM204 122H206L205 119L202 121V123L205 124ZM221 122H222V121H221ZM227 122H228V121H227ZM232 122H233V121H232ZM234 122H233L232 124H234ZM245 122H246V121H245ZM245 122H244V125H245ZM38 123H39V122H38ZM38 123H37V125H39ZM43 123H44V122H43ZM49 123L46 122V124H49ZM105 123H106V122H105ZM125 123H126V122H125ZM125 123H124L123 125H125ZM146 123H148V122L146 121ZM156 123H157V122H156ZM171 123H173V122H171ZM175 123H177V124L174 126ZM175 123L173 124V126L170 125V124H167V125H168V126L170 125V128H171V126H172L173 128L176 127L177 125L179 126L178 120H177V122H175ZM183 123L185 124V122H183ZM191 123H192V121H191ZM195 123L197 124V126L200 124V125L202 126V128H206V127H203V125L200 123V121H199V123H198V121H196ZM222 123H223V122H222ZM262 123H263V120H262ZM11 124H12V123H11ZM35 124H36V123H35ZM46 124H45V125H46ZM70 124H71V122H70ZM160 124H161V123H160ZM196 124H195V125H196ZM207 124H208V123H207ZM235 124H236V123H235ZM238 124H239V123H238ZM248 124H247V127H244V128H246L245 130H248L247 128H250V129L252 130V127H248V126H249ZM32 125H33V124H31V127H32ZM42 125H43V124L41 123V126H42ZM50 125H51V124H50ZM75 125H76V124H75ZM78 125H80V124L78 123ZM104 125H105V124H104ZM116 125H117V123H116L114 126H116ZM118 125H119V123H118ZM118 125H117V126H118ZM120 125H121V123H120ZM120 125H119V126H120ZM123 125H122V126H123ZM141 125H142V124H141ZM141 125H140V126H141ZM145 125H146V124H145ZM156 125H157V124H155L154 127L158 128L159 126H158V125L156 126ZM180 125H181V124H180ZM195 125H189V124H187L186 126H187V127H188V126H190V127H191V126L194 127ZM229 125H230V124H229ZM242 125H243V123H242L240 126L243 127ZM262 125H263V124H262ZM34 126H35V125H33L32 129L34 128ZM94 126H95V125H94ZM110 126H111V125H110ZM143 126H144V125H143ZM150 126H151V125H150ZM162 126H163V125H162ZM162 126H161V127H162ZM165 126H166V125H165ZM178 126H177V127H178ZM186 126H184V129L181 130V133H182V134L184 133V134H186V136H189V137H190V140H191V137H193V138H192L193 140H197L198 138H197L196 136H193V135H194V131H196V130L192 131L193 129H191V131H192L193 133H190L189 130H188V132H187V131L185 130V129H187ZM197 126H195L194 129H196ZM204 126H207V128H208V125H204ZM219 126H221V125L219 124ZM219 126H218V127H219ZM226 126H227V125H226ZM235 126H236V125H235ZM240 126H239V127H240ZM252 126H254V125H252ZM258 126H260V125H258ZM1 127H3V126H1ZM5 127H6V126H5ZM9 127H10V126H9ZM37 127H38V126H37ZM39 127H40V126H39ZM43 127H45V126H43ZM51 127H52V126H51ZM103 127H104V126H103ZM103 127H101V128H103ZM105 127H106V125H105ZM144 127H145V126H144ZM148 127H149V126H148ZM152 127H153V126H152ZM154 127H153V129H151V127H150L149 130H151V132H153V131L155 130ZM185 127H186V128H185ZM198 127H199V126H198ZM214 127H216V126H214ZM231 127L234 128V126H231ZM40 128H41V127H40ZM40 128H39V129H40ZM77 128H78V127H77ZM123 128H124V126H123ZM123 128H122V129H123ZM138 128H139V126H138ZM159 128H160V127H159ZM159 128H158V130H159ZM178 128H179V127H178ZM182 128H183V127H182ZM188 128H189V127H188ZM220 128H221V127H220ZM225 128H227V127L224 126V128L221 129V130L226 131V130H224ZM254 128H255V127H254ZM259 128H260V127H259ZM3 129H4V128H3ZM5 129H6V128H5ZM13 129H14V128H13ZM117 129H118V128H117ZM124 129H125V128H124ZM146 129H147V128H146ZM146 129H145V131L147 132ZM163 129H164V128H163ZM199 129H200V127H199ZM199 129H198V130H199ZM215 129H216V128H215ZM234 129H235V128H234ZM239 129H240V128H238V130H239ZM250 129H249V133L251 132ZM255 129H256V128H255ZM1 130H2V129H1ZM33 130H34V132H37L38 129L36 130V126H35V128H34ZM42 130L44 131L43 128H42ZM105 130H106V129H105ZM112 130H113V129H112ZM119 130H120V129H119ZM129 130H130V129H129ZM129 130L127 129L128 132H129ZM133 130H135V129H133ZM139 130H140V129H139ZM152 130H153V131H152ZM158 130L156 129V132H157ZM166 130H167V129H166ZM177 130H179V129H177ZM177 130H176V128H175V131H177ZM198 130H197L196 133H198ZM204 130H205V129H204ZM229 130H230V128H229ZM229 130H227V131H229ZM238 130H236V131L238 132ZM245 130H243V131H245ZM259 130H260V129H259ZM259 130H258V131H259ZM39 131H40V130H38V132H39ZM101 131H102V129H101ZM106 131H108V130H106ZM145 131H144V132H145ZM168 131H169L168 133H170V132L173 131V129H172V128H171V129H168ZM183 131H185V132H187V133H185V132H183ZM202 131H203V130H202ZM216 131L218 132V129H217ZM232 131L235 132V134H236V131H234V130H232ZM6 132L8 133L9 131H5V133H6ZM38 132H37V133H38ZM56 132H57V131H56ZM84 132H85V131H84ZM98 132H99V130H98ZM117 132H118V131H117ZM122 132H123V131H122ZM135 132H136V131H134V132H130V133L132 134V133H135ZM144 132H143V133H144ZM165 132H166V131H165ZM165 132L163 131V133H165ZM209 132H210V131H209ZM221 132H222V131H221ZM233 132H232L230 135H232ZM241 132H242V130H241ZM256 132H257V131H255V133H256ZM0 133H1V132H0ZM9 133H10V132H9ZM43 133H45V131H44ZM102 133H103V131H102ZM106 133H107V132H106ZM126 133H127V132L125 131V134H126ZM147 133H148V132H147ZM147 133H145L144 136H143L142 134H140V135H141V137L143 136V137L145 138V136L147 137V136L149 135V133H148V134H147ZM161 133H162V132H161ZM161 133H160V132H157V133H156V134L159 135V136L157 135V136H158V139L156 140L157 143H159V145H160V144H162V142L164 143V142L166 141L165 143H167V146H168V145H169V143H168L169 141H168V140L171 138V137H170V134L168 135L167 132H166L165 134H163V136H165V137L168 135L167 137L169 138V139H168V138L166 137V139L163 141L162 139H160V138H164L163 136L161 137V135H160ZM173 133H174V131H173ZM173 133H171V135H172ZM178 133H179V131H178ZM189 133L192 134V135L190 136ZM199 133H201V132H199ZM213 133H214V132H213ZM222 133L224 134V132H222ZM226 133H228V132H226ZM247 133H248V131H247ZM249 133H248V135H249ZM258 133H259V132H258ZM3 134H4V133H3ZM120 134L123 135V133H121V131H120ZM176 134H177V133H176ZM187 134H189V135H187ZM206 134H207V133H206ZM214 134H215V133H214ZM253 134H254V133H253ZM10 135H11V134H10ZM10 135H9V136H10ZM39 135H40V134H39ZM39 135H36V136L38 137ZM43 135H44V134H43ZM64 135H65V134H64ZM117 135H118V134H117ZM134 135H135V134H134ZM134 135H132V136L134 137ZM150 135H151V137H153V136H152L153 133H152V134L150 133ZM150 135H149V136H150ZM263 135H264V134H263ZM5 136H7V135L5 134ZM90 136H91V135H90ZM102 136H103V135H102ZM107 136H108V135H107ZM114 136H115V135H114ZM118 136H119V135H118ZM186 136L184 135L183 137H186ZM204 136H205V133H204ZM213 136H214V135H213ZM221 136H222V135H221ZM233 136H234V135H233ZM249 136H250V135H249ZM258 136H259V135H258ZM260 136H261V135H260ZM43 137H44V136H43ZM59 137H60V136H59ZM59 137H57V138H59ZM82 137H83V136H82ZM108 137H109V136H108ZM143 137H142V138H143ZM159 137H160V138H159ZM177 137H178V135H177ZM181 137H182V135H181ZM183 137H182V138H183ZM194 137H195V138H194ZM211 137H212V136H211ZM216 137H217V136H215V138H216ZM219 137H220V136H219ZM223 137H224V139H223L222 137H221V139L224 140V142H225V138H228V136H226V134H225V136H223ZM236 137H238V136H236ZM236 137H235V138H232L231 142L233 141V139L236 140V141H239V140H240V139L237 140ZM261 137H262V136H261ZM3 138H5V137H3ZM11 138H12V137H11ZM46 138H47V137H46ZM53 138H54V137H53ZM130 138H132V137H130ZM148 138H149V137H148ZM148 138H147V139H148ZM155 138H156V137H155ZM213 138H214V137H213ZM229 138H230V137H229ZM229 138H228V139H229ZM238 138H240V137H238ZM252 138H254V136H253ZM252 138H251V139H252ZM32 139H33V138H32ZM72 139H73V138H72ZM108 139H109V138H108ZM159 139H160V140H159ZM174 139H175V138H174ZM185 139H186V138H185ZM256 139H257V138H255V140H256ZM18 140H19V139H18ZM18 140H17V142H18ZM53 140H54V139H53ZM143 140H144V139H143ZM149 140H150V138H149ZM171 140H173V139H172V138L170 139V143H171ZM193 140H192V143L194 144V141H193ZM198 140H199V139H198ZM198 140H197V141H198ZM219 140H220V139H219ZM219 140H218V141H219ZM226 140H227V139H226ZM259 140H260V138H259ZM0 141L2 142L1 139H0ZM6 141H7V140H6ZM6 141H5V142H6ZM20 141H22V143H23V140H20ZM42 141H43V140H42ZM78 141H79V140H78ZM82 141H83V139H82ZM161 141H162V142H161ZM180 141H181V140H180ZM186 141H189L188 138L186 139ZM186 141H185V143H186ZM199 141H200V140H199ZM10 142H11V140H10ZM39 142H41V139H40ZM54 142H55V141H54ZM101 142H102V141H101ZM108 142H110V141H108ZM108 142H106L105 144L107 145ZM145 142H146V140H145ZM172 142H173V141H172ZM176 142H177V143H176ZM182 142H183V141H182ZM209 142H210V141H208V143H209ZM259 142H261V141H258V139H257V143H259ZM2 143H3V142H2ZM11 143L14 144V142H11ZM42 143L44 144V142H42ZM42 143H41V144H42ZM78 143H79V142H78ZM80 143H81V142H80ZM80 143H79V144H80ZM86 143H87V142H86ZM113 143L115 144V142H113ZM143 143H144V142H143ZM175 143L178 145V140H177V141L175 140L173 144H175ZM211 143H213V142L211 141ZM214 143H215V142H214ZM216 143H217V142H216ZM221 143H222V141H221ZM225 143H226V142H225ZM229 143H230V141H229ZM229 143H228V144H229ZM233 143H234V142H233ZM250 143H252V142H250ZM257 143H256V145H257ZM7 144H8V142H7ZM41 144L39 143V145H41ZM54 144H55V143H54ZM103 144H104V143H103ZM151 144H152V143H151ZM173 144H172V145H173ZM180 144H182V143L180 142ZM196 144H199V143L196 142ZM223 144H224V143H223ZM247 144H249V143H247ZM253 144H254V143H253ZM260 144L264 145V144L261 142V143L258 144V146H259ZM1 145H2V148H3V149H2V150L0 149V151H3V152H1V153H3V154H0V157L3 158L4 155H7V154H8V153H7L8 151L11 152V150L9 149V147H10L11 144L9 145L8 150H6V147H7L8 145H7V146L5 145V147L3 146L4 144H1ZM22 145L24 146L25 144H22ZM65 145H66V144H65ZM84 145H85V144H84ZM110 145H111V142H110ZM156 145H157V144H156ZM177 145H175V146H177ZM190 145H192V144H190ZM205 145H206V144H205ZM230 145H231V144H230ZM232 145H233V144H232ZM239 145H240V144H239V142H238V145H234V146L236 147V146H239ZM249 145H250V144H249ZM15 146H16V144H15ZM17 146H18V145H17ZM17 146H16V147H17ZM27 146H28V145H27ZM77 146H78V145H77ZM111 146H112V145H111ZM145 146H146V145H145ZM165 146H166V145H165ZM219 146H220V145H219ZM219 146H218V147H219ZM224 146H225V144H224ZM224 146H223V147H224ZM251 146H252V145H251ZM251 146H250V148H251ZM18 147H19V146H18ZM29 147H30V146H29ZM36 147H38V146H36ZM158 147H159V146H158ZM206 147H208V146H206ZM215 147H216V146H215ZM218 147H217V148H218ZM25 148H26V147H25ZM77 148H78V147H77ZM152 148H153V147H152ZM174 148H175V147H174ZM210 148H211V147H210ZM232 148H233V147H232ZM239 148H240V147H239ZM241 148H242V147H241ZM245 148L248 149L249 147H246V146H245ZM260 148H261V147H260ZM19 149H20V147H19ZM19 149H18V150H19ZM21 149H22V148H21ZM32 149H33V146H32ZM40 149H41V147H40ZM51 149L53 150L54 147H52ZM92 149H93V148H92ZM158 149H159V148H158ZM168 149H170V148H168ZM172 149H173V147H172ZM213 149H215V148H213ZM213 149H211V150H213ZM221 149H222V148H220V150H221ZM226 149H227V148H226ZM228 149H229V148H228ZM236 149H237V148H236ZM246 149H245V151H249V150H246ZM253 149H254V148H253ZM16 150H17V148H16L14 151H16ZM29 150H31V147L29 148ZM38 150H39V149H38ZM181 150H182V149H181ZM215 150H217V149H215ZM215 150H214V151H215ZM218 150H219V149H218ZM218 150H217V152H218ZM242 150H243V149H240V151H242ZM261 150H263V149L261 148ZM14 151H13V152H14ZM19 151H21V150H19ZM22 151H23V150H22ZM25 151H26V149H25ZM31 151H32V150H31ZM34 151H35V150H34ZM77 151H78V150H77ZM171 151H172V150H171ZM209 151H210V150H209ZM214 151H211V152H214ZM221 151H222V150H221ZM223 151H224V149H223ZM236 151H237V150H236ZM236 151H235V152H236ZM10 152H9V154H8V155H10V156L7 155L8 157H7L6 159L9 158L8 161H9V163H10V162H11V157H12V163L14 164V162H13V156H12V154H14V153L11 154ZM16 152H17V151H16ZM16 152H15V155L17 156L18 154H16ZM32 152H33V151H32ZM40 152H41V150H40ZM89 152H90V150H89ZM217 152H214V153H215V156H217V155H216ZM226 152H227V150H226ZM262 152H263V151H262ZM262 152H261V153H262ZM4 153H6V154H4ZM26 153H27V152H26ZM28 153H29V152H28ZM38 153H39V152H38ZM52 153H53V152H52ZM90 153H91V152H90ZM220 153H221V152H220ZM236 153H237V152H236ZM240 153H242V152H240ZM30 154H31V153H30ZM43 154H44V151H43ZM95 154H96V153H95ZM212 154H213V153H212ZM212 154L210 155L211 158H212V157H215V156H212ZM217 154H219V153H217ZM232 154H233V153H232ZM237 154H238V153H237ZM250 154H251V153H250ZM253 154H255V153H253ZM259 154H260V153H259ZM2 155H3V157H2ZM21 155H22V154H21ZM36 155H37V154H36ZM198 155H199V154H198ZM213 155H214V154H213ZM251 155H252V154H251ZM22 156H23V155H22ZM32 156H33V155H32ZM42 156H43V155H42ZM44 156H45V155H44ZM49 156H50V155H49ZM241 156H242V154H241ZM249 156H250V155H249ZM256 156H257V155H256ZM36 157H37V156H36ZM217 157H218V156H217ZM219 157H220V156H219ZM234 157H235V156H234ZM234 157H233V158H234ZM245 157H246V156H245V154H244V159H245ZM44 158H45V157H43V159H44ZM236 158H237V157H236ZM240 158H241V157H240ZM6 159H4V160H6ZM15 159L17 160L18 158L16 157ZM23 159H25V158H23ZM35 159H36V158H35ZM173 159H174V158H173ZM207 159H208V158H207ZM263 159H264V158H263ZM263 159L260 158L259 161H261V160H263ZM1 160H2V159H0V163L3 164L4 162L1 161ZM20 160H21V159H20ZM25 160L27 161V159H25ZM25 160H24V161H25ZM28 160H29V159H28ZM30 160H31V158H30ZM32 160H33V159H32ZM32 160H31V163H33ZM36 160H38V159H36ZM175 160H176V158H175ZM208 160H209V159H208ZM233 160H234V159H233ZM246 160H247V159H246ZM255 160H257V159H255ZM255 160L253 161L254 163L251 161V162H252V165H253V164H257V163H259V161L256 162ZM18 161H19V160H18ZM18 161H17V162H18ZM211 161H212V160H211ZM219 161H220V160H219ZM240 161H242V160H240ZM5 162H6V161H5ZM52 162H53V161H52ZM175 162H177V161H175ZM213 162H214V160H213ZM225 162H227V161H225ZM247 162H248V161H247ZM7 163H8V162H6V164H5V163H4V164H5V166L9 167L10 164L8 163L9 165H7ZM12 163H11V164H12ZM203 163H204V162H203ZM206 163H207V161H206ZM214 163H216V161H215ZM214 163H213V164H214ZM227 163H228V162H227ZM263 163H264V162H263ZM4 164H3L2 166L0 165V168H1V169H2V168H3V169L7 168V167H5V168L3 167ZM16 164H17V163H16ZM213 164H212V165H213ZM219 164H220V163H219ZM237 164H238V162H237ZM246 164H247V163H246ZM171 165H172V164H171ZM199 165H200V164H199ZM202 165H204V164H202ZM205 165H206V164H205ZM252 165H251V166H252ZM260 165H261V164H260ZM16 166H17V165H16ZM19 166H20V165H19ZM19 166H17V167L19 168ZM220 166H221V164H220ZM220 166H219V167H220ZM233 166H235V165H233ZM261 166H262V165H261ZM11 167H13V166H11ZM208 167H209V165H208ZM229 167H230V166H229ZM229 167H228V168H229ZM255 167L257 168V166H255ZM262 167H264V166H262ZM15 168H16V167H15ZM18 168H17V169H18ZM194 168H195V167H194ZM210 168L212 169L213 167H210ZM230 168L232 169V167H230ZM235 168H237V167H235ZM235 168L233 167V169H235ZM260 168H261V167H259V170H261ZM196 169H197V168H196ZM211 169H210V170H211ZM214 169L217 170L218 167L215 168V166H214ZM214 169H213V170H214ZM226 169H227V166H226ZM233 169H232V171H233ZM5 170H6V169H5ZM11 170H12V169H10L9 171H11ZM193 170H195V169H193ZM210 170H209V172H211ZM222 170H224V169H222ZM227 170H228V169H227ZM236 170H237V169H236ZM262 170H263L262 172H264V169H262ZM190 171L192 172V170H190ZM196 171H198V170H196ZM217 171H218V173H216L217 176H216V175H215V176H216L217 178H218V176H222L221 178H223L224 176L221 175V172L219 173V169H218ZM0 172H1V171H0ZM6 172H7V171H6ZM191 172H189V173H191ZM229 172H231V171L229 170ZM236 172L239 173L238 171H236ZM1 173H2V172H1ZM195 173H197V172H195ZM224 173H225V172H223L222 174H224ZM231 173H232V172H231ZM233 173H234V172H233ZM233 173H232L231 175H233ZM197 174H198V173H197ZM218 174H219V175H218ZM226 174H229V173H226ZM231 175H230V177H231ZM235 175H236V174H235ZM227 176H228V175H227ZM233 176H234V175H233ZM233 176H232V177H233ZM197 177H198V176H197ZM216 177L213 178V180H214V179L216 180V179H217ZM228 177H229V176H228ZM232 177H231V178H232ZM180 178H181V177H180ZM225 178H226V175H225ZM231 178H230V179H231ZM176 179H177V177H176ZM181 179H183V178H181ZM184 179H185V178H184ZM188 179H189V178H188ZM219 179H220V177L218 178V182H219ZM178 180H180V179H178ZM221 180H222V179H221ZM221 180H220V181H221ZM196 182H197V180H196ZM218 182H217V183H218ZM175 183H177V182H175ZM182 183H183V182H182ZM182 183H181V184H182ZM178 184H179V183H177V185H178ZM177 185H176V186H177ZM183 185H184V183H183ZM187 185H188V184H187ZM178 187H179V186H178ZM186 188H187V187H186ZM188 188H189V187H188ZM188 188H187V189H188ZM184 189H185V188H184ZM187 189H186L184 192L188 191ZM7 210H8V209H7ZM7 214H8V212H7ZM115 218H116V217H115ZM2 219H3V218H2ZM2 219H1V220H2ZM5 219H6V218H5ZM110 221L112 222V219H111ZM119 221H120V220H119ZM111 222H110V223H111ZM2 223H3V222H2ZM2 226H3V225H2ZM147 226H148V225H146V227H147ZM4 227H5V226H4ZM135 229H136V228H135ZM132 232H133V230H132ZM134 234H135V233H134ZM134 234H133V235H134ZM216 237H217V236H216ZM49 239H50V238H49ZM40 240H41V239H40ZM40 240H39V241H40ZM45 240L47 241V239H45ZM209 240H210V239H209ZM41 241H42V240H41ZM44 242H45V241H44ZM44 242H43V244H44ZM40 243H41V242H40ZM35 244H36V243H35ZM41 244H42V243H41ZM39 245H40V244H39ZM39 245H38V247H39ZM45 246H46V245H45ZM45 246H44V247H45ZM215 246H216V245H215ZM171 247H172V246H171ZM199 247H200V246H199ZM212 247H213V246H211V248H212ZM35 248H36V247H35ZM41 248H42V247H41ZM41 248H40V249H41ZM173 248H174V247H173ZM214 248H215V247H214ZM27 249H29V248H27ZM40 249H39V250H40ZM212 249H213V248H212ZM177 250H178V249H177ZM166 251H167V250H166ZM209 251H212L211 253L214 254L213 251H215V249H214V250H209ZM0 253H1V252H0ZM40 253H41V252H40ZM167 253H168V252H167ZM216 253H217V252H216ZM1 254H2V253H1ZM17 254H18V253H17ZM20 254H22V253H20ZM38 254H39V253H38ZM237 255H238V254H237ZM210 256H211V255H210ZM210 256H209V258H210ZM213 256L215 257L216 254H214ZM178 257H179V256H178ZM211 257H212V256H211ZM233 257H234V256H233ZM176 258H177V257H176ZM218 258H219V257H218ZM218 258H217V259H218ZM211 259H212V258H210V260H211ZM212 260H213V259H212ZM221 260H222V259H221ZM165 261H166V260H165ZM175 261H176V260H175ZM224 261H225V260H224ZM167 263H168V261H167ZM169 263H170V262H169ZM214 263L217 264V260L214 261ZM173 264H174V263H173ZM211 264H212V263H211ZM218 264H219V262H218ZM227 264H228V263H227ZM257 264H258V263H257Z\"/></svg>", "mask_w": 264, "mask_h": 264}]
</instances>
